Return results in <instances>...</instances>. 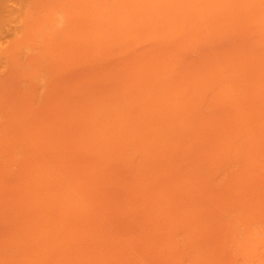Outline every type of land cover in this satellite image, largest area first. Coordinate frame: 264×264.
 Segmentation results:
<instances>
[{
    "label": "bare ground",
    "instance_id": "6f19581e",
    "mask_svg": "<svg viewBox=\"0 0 264 264\" xmlns=\"http://www.w3.org/2000/svg\"><path fill=\"white\" fill-rule=\"evenodd\" d=\"M243 18L247 22L249 21L250 24H251V19L252 18L254 19V20L252 19V23L254 22L253 24H255L256 26L255 25H252L251 27L248 26L249 22H248V25H246L247 27H249V29H252L251 31H254L256 28L259 27L261 29V32L262 31L264 32V0H0V85L2 86L0 91H1V93L4 92L3 88L7 85H9V87H11V88L13 86L14 87L18 86L21 88V89L18 88V90L24 89V90L20 91L21 92L20 97L24 98L26 95H28L29 100H30L31 95L34 97V96H36V93H38L37 95H39L43 89H44V91L46 89H48L46 87H49V86H46V85H47V83H50V81L47 82V78H48L49 74H51L50 71L56 70L58 68V66H60L59 68H61V66H62L61 64H65V61L67 62V60H69L71 62H78V65L80 63H81L80 65H82L83 62H84L83 64H85V62L88 63V61H91L93 59L95 60V59L101 58V57L102 58L106 57V56L108 57L109 55H111V53L116 54L115 51H117V54L118 53L120 54L121 52H125V50L127 52L131 49L134 50L135 48L140 47L139 44L142 43L141 45H145L144 44L145 42H151L154 40L156 43L158 41V44H160L161 48L163 49L162 51H165V50H167L166 48L169 47L168 45L170 42H171L170 43L171 47H173L171 44L177 45L178 38L181 37L182 35L183 36L187 35V37L184 36L187 39L184 40V39H182L183 37L181 38L184 41L183 45H185V43H187V42L189 44H192L194 41H198L197 40L198 39V37H197L198 33H200V35H204V36H202V39L200 38V41L203 40V38L206 39V37H207L206 41H209L208 44H210L212 42V40H214L215 36H217L219 34L220 30L222 29L219 27H223V30L225 31V28H228V26L231 24L230 22L233 21L234 24H231V25H235V26H232V27H234L233 29L237 28L239 30L242 28V27H240L241 26L240 23L242 21H243L242 22L243 24H247V22L244 23L245 20ZM249 18H250V20H249ZM237 19L240 22L239 24L237 23L238 22ZM241 19H243V20H241ZM235 20H237V21H235ZM255 20H256V22L258 21L259 25L255 23ZM226 22H227V24H226ZM228 22H229V25H228ZM222 23L224 26L225 25H227V26L224 27L223 25H221ZM217 24L219 27H217ZM243 24H242V26L245 29V30L244 29L243 30L245 32L248 31V29L246 30L247 27L244 26ZM238 25H240V26L237 27ZM190 26L193 27L192 28L193 30L195 29L198 32H196V31L194 32L193 30H191L194 34L191 33ZM187 27L189 29V30H187L188 33H187V31H185L186 30L185 28H187ZM229 27H231V26H229ZM259 28H258V30H260ZM216 29H218V30H216ZM212 31H213V33H212ZM214 31H215V34H214ZM224 31L222 33H224ZM251 31L249 30L248 33L249 32L252 33L253 38H255V40H257V39L259 40V38H256L259 35V37L262 36L260 39L261 43L264 42V37H263L264 34L263 33L260 36L261 32L259 31L260 32V34H259L257 32V29L254 32H251ZM254 33H255V35H254ZM189 34H190V36H189ZM209 34H211V36H208ZM192 35L196 36V38L193 37L194 38L193 42L192 41L190 42L188 39L192 40ZM212 35H214V37ZM233 35H235V34H233ZM188 36H189V38H188ZM254 36H256V37H254ZM211 37H213V39ZM218 37H219V35H218ZM253 38H251V39L253 41H255ZM200 41H198V44L202 43ZM161 42L164 43V45L161 44ZM257 42H259V41H257ZM257 42L256 41L253 42V43L257 44V45L255 44L257 49L259 46L260 47L264 46L263 43H262L263 45L261 44L262 45L261 46ZM182 43L183 42H181V44ZM253 43H251V45H248L249 44L248 43L246 45L247 48H248V46H250V48L252 46H254ZM148 44H150V43H148ZM181 44H180V47L182 49L179 48V49H181L180 50L181 52L180 51H174L175 53L177 52L176 54L173 52V54H175L174 56H172L173 54L170 55V53L168 54L170 56H168V55H167L168 57L166 56L169 59V61H168V59L163 60V61H161V63L157 67H155V68L153 67L150 69H149V67L144 68L143 65H142V68H140V66H139V68L141 70L140 72L142 74V77H140L138 74H136L139 70V69L136 70V67H138V66L135 65L136 67H134V66L130 67V69L132 68L131 71H129L130 76L134 72L135 75L133 74V76L135 78L133 76H131V77H133L135 80L133 78L128 79L129 82L126 80L129 84L126 81L122 82V83L119 81L122 85L123 84L125 85V83H126L128 87L123 88L124 86H122L120 83H118V87L122 86L121 88L119 87L120 93L117 91L118 92L117 94H120V95L117 96V94H116L117 98H115L116 97L115 96L112 99H109V100L115 99L113 102L110 101L109 102L110 104L102 101V99L101 100L96 99V101L98 100V104L95 105L94 102H96V101L93 100L94 102H91L92 103L91 105L94 104L93 107H91V109L93 108V110H91V109L87 110L86 111L87 113L85 112L86 114L83 113L82 111H81L82 113L79 112L80 117H78V118H80V120L83 118V120H81L83 122L79 123L81 121L79 119H76L75 125L77 124L78 126L71 124L68 127L69 129L67 127H65L66 124L64 126V122L67 120V118H65L66 116L63 117L65 119L64 122H62L63 124L62 123L59 124L61 126H64L65 129H63L64 127L63 128L61 127L58 129V123L60 121L61 116H63V115H61L62 113L60 114L61 115L60 118L58 120H54V121L53 120L51 121L50 119L48 120L47 118L43 119V120L41 119L39 122H35L33 120V118H34L33 116L36 113V108H38L36 106L42 100L41 96H43L44 91H42L43 93H41L39 95V97L36 96V97H38V99H37L38 102H37V100H36L37 103L34 102L36 104L35 106H33L31 103L36 98L35 97L33 98L31 96L33 98V101L30 102L32 100V98L30 101L28 100L30 102V104H29V102L27 103L29 105H27L25 103V105H27V106H25V107L22 106L23 108H21V106L18 107L19 105L18 106H16V105L14 106V104L12 105V103L9 101V99L7 101L6 98L4 99V97H2V96H4L3 93L2 94L0 93V124L1 125L3 124L6 126V131L4 132L5 134H0V141L3 140L4 142H6L5 145L2 147V149H0V173L3 172L2 173V175H3L4 172H6L5 176H7L6 180H8V182L5 180L4 182L0 183V184H2V185H0V193L4 190L3 188H5L6 186L7 187L5 188L4 192L6 191V194H8V192H9V194H8L9 196H7L9 198H7L5 196L6 198L3 199L1 202L2 205L3 204H6V205H3V206L0 205L1 206L0 209L4 210L6 212V210L9 209L7 207H10V213L14 209V212H12L13 214L11 213L12 216L10 214L11 219L9 218V216H6V213H3V217L1 219L3 221H0L1 224H2V222L4 224V222L7 221V219L5 218V216H6L9 218V220L5 224L8 223V225L9 226L11 225V227H12L10 230L11 234H8V235L4 234L7 237L2 235L1 236L2 239L0 238V264H81V263L82 264L83 263L84 264H87V263L91 264L94 262H95L94 264H97V263L99 264L100 262H101V264H108L109 261H110L109 264H114V262H115V264H118V263L125 264V262L128 263L130 261H131L130 264H132V263L136 264V263H140V262L142 264L143 263L146 264L147 263L146 261H148L150 264L151 263L156 264V262H154V261L158 257L160 259L161 256H162L163 260H161V261L156 260L157 263L168 264V262H169V264H170V260H171L170 258H172L171 255L173 256V254H174L173 258L175 260V254L177 253L175 250V249H177V247L173 245L172 239L174 240V244H175V243H177L178 238H180V236H181V239L183 237L185 238V239L184 238L182 239L183 243L186 240V236H187V238H188V236H190V237L192 236L191 237L192 240L190 239V237H189L190 240H188V239L187 240H188V242L189 241L192 242L193 246L191 244H188L187 240L185 241L186 245L194 247L193 249H191L192 250V251H190L191 254H189L190 256L188 257V258H190L189 260L191 261L192 264H208L209 262L211 264L212 263L211 261H213L212 259L217 257L219 255L218 253H220V252H218V249L216 247H218L219 249L224 248V247L227 248L224 250L222 249V251L227 250L229 253V250H230L229 254L231 256V257H228V253H227L228 259L226 258V254H225L224 259H222V256H220V257L218 256L219 257V263L217 261V264H224L226 261L225 259H227V261H229L231 264H264V213L261 212V210H262L261 207L264 205V201H263L264 200L263 199L264 198L263 197L264 196L263 195L264 190L262 191V189H263L262 187H261L262 189L259 188L261 190V192H260V190L258 189V191L261 193L260 194L257 190H254L255 188H252L253 189L252 191H254V192H252L250 189H247V188H249V187H247V186H249L248 182H250L252 180H253V182H255L254 183L255 187H260L264 184V180H263L264 179V177H263L264 172H263V174L261 173V171L264 169V71H263L264 61H263V64H261L262 63L261 61H260L261 63L255 62L256 64H253L254 63L253 62L250 64V62H252L251 59H253L252 57H254V59H256L255 57L257 56V59H258V56L260 55V54H257V52H259L258 50H257V52H252L255 50H252V48L250 50H246L247 48L245 46L244 48H241L243 50V53H241L242 50L239 52L238 51L239 49H236V52H235L234 51L235 49H233V53L234 52L237 53L234 56V54H232V50L228 48V50H227L228 52L227 51L224 52L225 55L222 54L220 59L218 60L220 62L221 58H222L223 62L226 60H230L228 62H231V63L235 60V62L232 63L233 66L231 64H230L231 66L229 65L230 69H228V71H226V72L223 71V70H226L228 68L226 64H225L226 66H224V67H227V68L225 69V68H222V66H221L222 64L219 65V63L217 61L216 67L221 66V67H218V69L222 68L223 70L220 69V71H217V70L213 69V70L209 71L208 74L206 73L207 75L206 74L204 75V76H206L205 78H204V76H202L203 78L202 77L200 78V77H197L200 74L199 72H201V73L204 72V69L201 66L202 70L201 69L200 70L195 69V70L199 71L198 75H194V74L191 75L190 74L191 77L187 80L186 76L188 74H187L186 70H188V69H186L187 67L185 65L188 62H185L186 61V59H185L186 55L184 56V54H187V52H185L186 49L183 50V47L181 46ZM193 44L198 45L197 42H195ZM234 44L235 43H233V45ZM132 45H133V48H130V47H132ZM135 45H137V47ZM134 46H135V48H134ZM164 46H167V47L164 48ZM260 47H259V50H261ZM175 48H177V46H175L174 49ZM234 48H236V46ZM263 48H262V52L264 51ZM244 49H245V51H244ZM140 50H141V48H140ZM118 51H120V52H118ZM246 51H250L249 56H252V57L249 58L247 56L248 57L247 58L246 55L248 53L244 54V53H246ZM194 52H195V50H194ZM180 53H183V54H180ZM238 53L243 54L244 56H240ZM254 53H256L257 55L255 56ZM140 54H142V53H140ZM151 54H153V53H151ZM191 54L192 53H190V55ZM226 54H228L229 56H227ZM262 54H264V52L261 53V56L264 57ZM128 55H129V52H128ZM178 55H179V58L184 56L182 62L176 61V59H177L176 57H178ZM180 55H182V56H180ZM171 56L173 57L174 60H171L172 59ZM237 56H239L242 59L238 60L239 57H237ZM261 56H259V58ZM244 57H246L247 59L246 58L244 59ZM148 58H150V57H148ZM184 59H185V61H184ZM154 60H155V58L153 59L154 63L151 62V64L153 63V65H155V63H156L155 62L156 60L155 61ZM62 61H64V63H62ZM122 61H124V60H122ZM222 61H221V63H222ZM256 61H258V60H256ZM170 62L173 65H176V64L177 65L173 66ZM134 63H136V62H134ZM183 63L184 64L186 63V64L184 65ZM224 63H226V62H224ZM73 64H75V63H73ZM252 64H253L254 70H255L254 67L260 68V66H262L260 70H262L263 72L257 69V72L260 73V74H258L256 72V70L254 71L253 69H251ZM213 65L215 66V63H212L211 66H213ZM254 65H256V66H254ZM177 66H179L178 69H176ZM180 66L183 69H186L185 71H183V69H182L183 73L181 72V74L182 75L184 74L185 78L183 76H181L183 78H182V81L180 78V82H184L183 80L186 79L185 80L186 83H184V85H182L183 83L180 84V82H179L181 87L179 85L180 89H177L178 85H176L175 83L172 82L173 85L172 86L170 85V84H172L170 82V78H171L170 75L175 80L174 75L175 74L177 75L179 70L181 71ZM208 66H209V64H208ZM53 67H55L56 69ZM113 67H115V66H113ZM173 67H175V69ZM105 68L108 69L107 67H105ZM204 68L207 70L208 67L204 66ZM73 69H74V67H73ZM111 69L112 68H110V70ZM120 69H122V68H120ZM128 69H129V67L124 70V71H126V74L129 73ZM133 69H135L136 71ZM145 69L148 70L147 71L148 77H146L145 73H147V72L144 71ZM103 71H105V70H103ZM143 71L145 73H143ZM174 71H177V72L174 73ZM60 72H59V75H60ZM172 72H173V74H172ZM9 73H11V74H9ZM253 73L255 74V76L257 74V75H260L261 77L262 76L263 77L259 78V79H255L256 78L255 76L252 77ZM12 74H14V77ZM195 74H197V73H195ZM9 75H11V76H9ZM117 76H118V74H117ZM10 77H13V78L20 77L19 82H18L19 84H16V82L14 83L13 79L11 80ZM70 78H72V77H70ZM173 78H171L172 79L171 81H173ZM122 79H123V77H122ZM131 79H133L134 81ZM151 79H153V80H151ZM9 80H11L12 83H14V85H12L11 81H9ZM16 80L17 79H15V81ZM113 80H115V79H113ZM130 83H131V85H130ZM10 84H11V86H10ZM48 85H50V84H48ZM106 85H108V82ZM182 86H184V87H182ZM76 87L77 86H75V88ZM146 87H149L147 89H148L149 94H151V95H149L148 92L145 91V90H147ZM169 87L170 88L174 87V88L169 89ZM175 87L177 90L175 89ZM141 88L143 91H145V93L140 92V94L143 93L145 95L147 92V94H148V95L146 94L147 96L139 95L137 90L139 91V90H141ZM121 89H123V90H121ZM151 89H153L154 91H152ZM161 89L166 90L167 94H165L166 92L164 90L162 92L165 95L160 96L157 94H153L155 92L159 93V91ZM150 90L153 93H150ZM22 92H24L25 94L27 93V94L23 97ZM159 94H161V93H159ZM47 95H49V94H47ZM110 95H111V93H110ZM6 97H8V96H6ZM47 97H49V96H47ZM15 98H16V96H15ZM15 101H16V99H15ZM85 101H86V99H85ZM101 101H102V103H101ZM64 102H63V104H64ZM222 104H226L229 106L231 105V108H230L231 110H229V111H231V112L233 110H235V111H233V113H230L227 111L228 110L227 109L226 110L227 113H222V114L227 115V117L225 115H221L222 120H220L221 121L220 123L223 124V125H221L222 128H220L221 134H219L217 129H216V131L218 134H215V135L211 134V131H209V133L211 135H213V136L210 135V137L211 138L214 137V139H211V138H206V135L204 133L205 131H203V133H204L203 138H206L205 139L206 141L204 139H202L203 140L202 141L201 140L202 136L199 134V131L202 128H205V130L207 128V127H204V126H206L205 125L206 121L209 120L208 119L205 121L207 114H209L207 112H210L211 115H213L217 111L219 114L220 110H218V108L215 110V108L222 105ZM30 105H32V106H30ZM216 105H218V106H216ZM48 106H50V105H48ZM94 106H96V107L94 108ZM232 106L234 108L233 110H232ZM77 107H79V105ZM211 107H214V108H212L215 110V111L213 110L214 112L211 111L212 109L211 110L207 109V108H211ZM43 110H44V108H43ZM88 111H89V113H88ZM82 114H83V117L81 118ZM209 115H208V117H209ZM52 118H54V116ZM63 118H62V120H63ZM77 120H79V122ZM57 121H58V123H57ZM73 127L76 128V131H75V128L73 131ZM66 128H67V130H69L68 134H67ZM70 128H71V130H70ZM77 128H79V129H77ZM226 128H228V129H226ZM224 129H225V131L229 132V135H226L227 137L225 136L224 133L222 135V132L224 131ZM64 130H66V131H64ZM210 130H211V127H210ZM212 130L216 133L215 127ZM2 131H3V129H2ZM60 131L62 132V134L60 133ZM63 131H64V133H63ZM72 131L74 132V134L73 133L69 134ZM65 132H66V134H65ZM75 132H77L78 135H76ZM59 134H60V136L63 135L62 139L64 136H66L67 139H70V138L74 139L73 136L76 135L75 140H77V142H75V143L78 145L75 146L76 144H74V146H73V144H71L72 142H74L73 139L71 141L68 140V142L66 141L67 139L66 140L64 139V140H62V142H64V141H66V142L63 143V144H65L63 146L59 142V140L61 141V137L59 136ZM69 135H71V137ZM79 135H80V137H78ZM57 136H59L60 138ZM68 136H69V138H68ZM224 136L226 138H224ZM207 141L209 143L211 141V143H210L211 145H209V143ZM58 142H59V145H62L66 149L64 148V150H62L63 147L61 149L60 148L61 146L58 145ZM69 142H71V143H69ZM191 142L194 144H195V142L196 143L198 142V145L201 146L200 147V146L196 145L199 147V148L198 147H196V148L199 150L201 148V151L204 152V153L202 152V154L204 156V161L207 159L206 157H209L208 158L209 161H210V158L211 159L213 158L212 159L213 161L212 160L211 161H212V163L215 162L214 165L211 164V161H210L209 165H208V163H209L208 160L205 162V164L207 163L208 168H211V169H208V168H206V165H205V168L208 169L210 173L213 172V175L215 174L214 173L215 171H216V173L218 171L221 172V174L223 173L222 175H224L223 178L225 180V183L222 182L223 185L221 184V181L218 183L219 186L223 188V191H225L224 187L229 183L231 185H233L234 187H236V189H235L232 186L233 193L231 191V195L227 194L228 197L230 196V200L232 202L234 201L232 203V205L235 204L234 210H231V211L225 210L224 209L225 206L223 207L221 204H219V206L221 205L223 207V208L219 207V208H221L222 211L220 210V211H216L215 214L214 213L209 214V212L206 211L209 209V207H207V205H204V203H202V202H203V200L209 201L210 202L209 205L212 208L211 204H215V203L218 204V201L213 200L214 195H213V197L210 196L211 193L208 194L209 196L206 195L208 192L206 191L205 188L204 189L202 188L203 190H200L201 192L199 191L198 194L203 195L202 193H205V195H203V199L201 196V200H200V197H198V198L196 197L197 196V195H195L196 193L190 194L191 192L189 193L186 191L187 190L186 185L188 183V180H192L195 177L194 171L196 170V168L194 170L193 166H188L185 175H187V174H189V175L183 176L184 178H182V181L184 183L182 184V181L181 182L179 181V183H181L182 186L179 184V186H177V188L175 190L174 189L170 190L171 188L169 189L167 187V185H164V183L165 184L168 183L166 181V179H168V175H165V174H169L168 173L169 170H167V161L165 162L163 160L164 163L166 164V165H163L162 159L164 158L166 160H170L169 156L173 157V155H169L170 152H171V154L172 153L174 154V152L176 153L174 155V157L176 155H178L176 157H179L181 154H185V153H183L184 150L186 152V150H188L190 147L192 148L195 146V145L192 146ZM203 142L205 143L206 148L203 147V146H205V145H203L204 144ZM56 143H57V147L60 148L59 150H57L58 148L56 147ZM201 143H203V144H201ZM208 145L210 147L207 148ZM67 146H70V147H67ZM188 146H190V147L188 148ZM74 147H76V148L74 149ZM67 148H70V149H67ZM71 148H73V149L71 150ZM203 148H205L204 149L205 151L203 150ZM61 150L63 151V153H65L62 156L60 155V154H62ZM65 150H66V152H65ZM67 150H68V152L70 150V153H68ZM73 151H74V153H77V154L74 155ZM188 151H187V153H188ZM177 152H178V154H177ZM191 152H193V151H191ZM78 153L81 155H79ZM89 153L91 155H93V157ZM68 154H69V157H71V154H72V156L74 155L71 158V160H70V158H68L69 160H67L66 157H68ZM83 154H85V156ZM202 154L200 156H202ZM89 155L91 156V159L93 160L94 165L92 163V160H90ZM75 156H77V157H75ZM79 156H80V158H78ZM167 156H168V159H167ZM198 156H199V154H198ZM134 157H136L138 161L136 160V158L134 161ZM83 158H85L86 160ZM128 158H130V159L127 162L125 161V163H124L123 161L128 159ZM75 159H77L79 161L83 159V161H81V163L79 164V161H75ZM122 159H124V160L122 161ZM114 160L116 162H118V161H122V162L121 163L118 162L119 163L118 164V163H115ZM130 160L131 161L133 160V162H132L133 165L130 164V162H131ZM159 160H161V161H159ZM84 161H85V163H84ZM107 161H108V163H107ZM111 161L113 164L111 163ZM188 161H189L190 165H193L195 160L193 161V159H191V161L190 160H188ZM136 162H138L139 164L138 163L136 164ZM155 162H159V164L161 166ZM24 163H26V164H24ZM70 163L75 168H73V166H72L73 169H71L70 168L71 165H69ZM153 163H155V164H153ZM19 164H22L21 165L22 168L19 166ZM77 164H79V165L84 164V165H81V167L82 168L84 167L86 169L89 168L90 166H92V167L87 169L88 170L87 171L86 169L85 170L81 169V167ZM116 164L121 165V166H118ZM134 164H136V165H134ZM140 164H141V167H140ZM17 165H18L19 170L14 169ZM152 165H154V166L152 167ZM156 165L158 167H156ZM211 165L213 166L214 169L212 168ZM100 166H103L102 168L105 167L104 168L105 170L102 169ZM106 166L109 168H107ZM112 166L114 169L117 166V168L125 167L126 171L129 170L127 173H129L130 176H129V178H127V180H129V181L131 180L130 183L127 182V180L125 179L126 178L125 176H123V179L121 181L122 183L119 182V180L115 181V182H113L114 181L113 179H112L113 181L110 180L111 178H110L109 169H111ZM159 166H160V168H159ZM162 166H163V168L166 167L165 170H167V171L163 172L164 169H161ZM209 166H211V167H209ZM133 167L134 168L137 167V169L139 168L138 171H137V169H134ZM189 167H192L193 169L189 168ZM78 168H79V170L83 171L82 174L80 173V171H78V174L76 173ZM95 169H97V170L95 171ZM154 169H155V171H153ZM156 169H158V170L160 169L161 171L160 170L158 171ZM189 169H190V171H189ZM14 170L15 171L17 170L16 174H14L15 173ZM20 170H21V173H20ZM134 170H136V171H134ZM208 170H206L207 171L206 172V178H211L210 181H214L211 183L212 184L214 183L215 189L213 191H215L214 193H216L217 192L216 190L218 188V187H216V186H218L216 183L219 180H223L221 177L222 175L220 173H217L216 177H218V178L221 177V179L216 178L217 180L215 179V176H213L214 179H213V177H209L211 174L207 177V175L209 174ZM67 171H68V173H67ZM72 171H73V173H72ZM132 171H134L133 172L134 175L133 174L131 175ZM157 171H158V173H157ZM86 172L89 175L85 174ZM137 172H139V174ZM159 172H160V174H159ZM190 172L191 173L193 172L192 176H194V177H192V179H188L191 177ZM8 174H9V176H10V174H13V175H11L12 177L10 176L11 182L9 180L10 178H8ZM66 174H68L69 177ZM84 174H85V178H84ZM114 174H116V173H114ZM152 174L155 175V177L157 179H159L158 182H156V183H158V185L161 184L160 181H162V183H163L162 185L164 186L162 188H165V187L168 188V189L165 188L163 190L166 191L165 193H166V195L168 194L167 195L168 198L170 197L169 201L170 200L171 201L168 202L167 197L162 194L164 196V198H163L164 201H165V197H166L165 204H166V202L168 204L169 203L173 204L175 201L177 202V203L175 202L176 204L175 203H174V205L169 204V206H168V204H166V206H165V204H163L164 201L162 202V200H161L162 197L159 194L155 195L154 191L153 192L151 191L152 193L151 192L148 193L147 189H146L147 191H145V188H147V186H148V189L150 188L149 191L151 189L153 190V188H154L153 186L151 187V185L150 186L147 185V183L151 184L153 180H157L156 178H153L154 176ZM156 174L158 176H156ZM78 175H79V177H78ZM106 175L109 177V179ZM170 175H171V173H170ZM91 176L94 177L93 179H94V181L96 180L97 184L93 182V179ZM121 176L122 175H120V177ZM139 176H140V178H139ZM159 176H161V177H159ZM149 177L153 178V180L149 181V180H151ZM196 177H199L198 179H200V176L196 175ZM203 177H205V176H203ZM203 177L201 176V179ZM88 178L90 180L92 179L91 180L92 184ZM137 178H139V179H137ZM160 178H161V180H160ZM186 178H187V180H185ZM85 179H87V180H85ZM163 179L165 180V182H163L164 181ZM261 179H262V182H261ZM103 180H104V182H105V180L107 182V183H105V185L107 184L106 187L103 186L104 185ZM109 180H110V183L113 184L112 187L108 183ZM134 180H136V183L139 182L140 184L137 183V186H136L135 185L136 183H133L134 187H133V185H129V184H132L131 182H135ZM147 180H148V182H147ZM259 180H260V183H262V184L259 183ZM78 181H79V183H78ZM88 181H89V183H86ZM100 181H102V182H100ZM123 181L126 182V185H124L125 183L123 184ZM171 181H172V179H171ZM82 182H85V183H82ZM118 182L121 183L122 185L120 184V186H118L119 185ZM201 182L203 183V181H201ZM5 183H6V186L4 187ZM73 183H75V184H73ZM98 183H99V185H98ZM142 183L143 184L145 183V185H143ZM100 184H101V186H100ZM115 184L117 187H119V189L124 188L123 190H125L126 192L128 190L130 191V189H131V191L135 190L137 192L135 199L133 198V199L129 200L127 198L129 201H127L126 204L125 203L121 204V207H120V205L119 206L116 205L117 202H116L115 206L111 205V203L109 201L110 197L108 198L107 196H103V194H104L103 192L105 191V188L107 190V191H105V193H106V192H108V190L112 189L113 187H116ZM249 184L251 185L252 183L250 182ZM256 184H257V186H256ZM259 184H260V186H259ZM89 185L91 188L90 187L88 188ZM97 185H98V187H96ZM108 185H110V186H108ZM123 185L125 187H121ZM141 185L143 187L145 186L144 190H142L143 187H141ZM169 185L171 187V184H169ZM1 186H3V188H1ZM86 186H87V188H86ZM99 186L104 187V188L100 189ZM193 186L195 187V185H193ZM66 187L68 189H66ZM92 187H93V189H92ZM117 187H116V189H117ZM137 187H140V188H137ZM230 187L228 189V192L231 190ZM81 188H82L83 192L80 193V196H82V197L86 196L85 198L83 197V200H82V197H81V199L79 198V200L80 201L82 200V202L78 201L79 192L81 191V190L79 191V189H81ZM98 188L102 193L99 192ZM125 188H127V189L130 188V189L127 190ZM158 188H160V186H158ZM162 188H160V189H162ZM181 188H182V190H181ZM71 189H72V191H71ZM90 189L92 190V192ZM184 189H186V190H184ZM198 189H200V188H198ZM10 190H11V192H10ZM15 190H18V191H15ZM102 190H104V191H102ZM167 190H169V192H167ZM237 190L239 191V193H237L238 192ZM19 191L21 192L22 195H20ZM70 191L74 192V193L71 194ZM95 191H96V193H95ZM157 191L159 192L160 190L157 189ZM176 191H179V192H176ZM221 191H222V189H221ZM221 191H219L220 195H221ZM234 191H237V192H234ZM240 191H241V193H240ZM4 192H2V193H4ZM13 192H15V193H13ZM138 192H140V193H138ZM170 192H171V194L169 195ZM174 192L176 194H174ZM93 193L96 195L94 196ZM99 193L102 194L103 200L108 198V202H109L110 207L107 203V200L106 201L104 200L105 202H102L103 200H102V197ZM150 193L152 194L153 197L148 196V195H150ZM178 193H183L182 197H181V194H178ZM187 193H189V194L187 195ZM234 193H237L239 196H235ZM74 194H75V196H77L76 202H78L79 206L76 204L73 205L74 201H72L71 199L76 198L74 196ZM173 194L175 196V198L173 196L175 201L171 197V195H173ZM251 194H253V196ZM89 195H91V197ZM97 195H98V197H97ZM99 195H100V197H99ZM128 195H130V194H128ZM145 195L150 200L152 198L153 201L152 200L150 201L148 199L144 200L146 198ZM186 195L188 197H186ZM233 195L236 198L239 197V199L237 198L238 201L234 200L236 198L233 197ZM258 195H263V196H261V197H263V198H261L263 200H260V196H258ZM72 196H74V197H72ZM140 196L142 197L144 203L145 202H147V203L144 204L143 201H140V203H139L138 200H139ZM215 196H216V194H215ZM15 197H16V199H15ZM191 197L192 198L194 197L197 201L193 198L194 201L192 202ZM216 197H214V198H216ZM255 197H259V199H257V200L262 201L261 203H259L260 205L256 201ZM66 198H67V200H66ZM136 198H138V200H136ZM211 198H212V200H211ZM6 199L8 202H10L9 199L12 200L13 201L12 203L13 204L15 203L16 205H17L16 202H18V206H16L14 204L15 205V207H14L13 204H10L11 202L10 203L7 202L8 203L7 204L5 202ZM86 199H88L90 202H91V199H93L92 200L93 203L99 201V199H100V201L102 203H104V205H105V203H107L106 207L102 206L103 208L101 207V209H99V212L103 211V214L105 212V209H106V212L108 213V211L112 210L111 206H113V209L116 210L115 211L116 214L118 212L119 213L123 212V214L126 213V215L127 214L132 215V212L135 211V209H137L138 206L144 205V208H146L145 212L147 214L145 213L144 214L145 217L141 218L143 225H145V223L147 224V221L149 220L148 221L149 223L147 224L148 227L147 228L145 227V229H147V230L142 229L143 233L140 234V235H142L141 241H144V242L143 243L137 242L135 244V242L134 243L132 242V234L129 236L131 238L128 239V237H127L126 240L122 239L120 234H119L117 236L118 238L116 240L120 244L123 242H126L127 243L126 246L123 243L125 247H127L128 245L129 246L131 245L130 252L126 251L127 250L126 248H125L126 250L123 248L124 252L129 253L128 255H127V253H123L122 249H121L122 253L120 252L121 254L119 253L118 250H117L118 252H116L115 248H116L117 244H116L115 248L110 247V244H108V246L105 244L106 248L104 247V249H102L101 247H103L102 246L103 244H102V242H99V240L103 241L105 238H107V235H110L112 233L108 234L107 231H108L109 226H107L108 222L105 223V221H103L101 223V225H103L102 227H101V225H99V228L101 227L100 228L101 231L104 228L105 232H104V230L102 232L99 230V232H101V233H99V232L97 233V231H98L97 227L98 226L95 224V226H97V227H95L93 225V222H92V226H94L93 228L95 231L92 229V226L89 228H84L85 225H83V224H86L87 222L90 223V221H92V220H89V219H92V217L94 216L93 219L95 220L96 216H98V214H100L98 211H95L94 208H92L94 210V212L91 209L93 213L87 212L88 210H86V209L90 208L92 206V204H89L90 202L87 201ZM94 199H95V202H94ZM216 199L218 200V198H216ZM63 200H64V202H63ZM84 201H85V203H84ZM134 201H136V203H134ZM179 201H181L180 204H179ZM151 202H152V204L149 206L148 204ZM200 202L202 203L201 205H199ZM255 202L257 203V205H259L258 207H260L261 209L258 207L256 208ZM71 203H72L73 209H74V206H76L78 208L77 209L75 207V209L77 211L75 209L73 210L71 208ZM129 203L131 204L132 207L130 206ZM191 203H193V204H191ZM223 203H225V202H223ZM136 204H137V206H136ZM194 204L195 205L198 204V205L195 206ZM229 204H231V202ZM12 205H13V207H12ZM145 205L150 207L149 210ZM81 206L84 208V210ZM86 206H87V208H85ZM117 206H118V208H117ZM129 206L131 209L129 208ZM157 206H158V208H157ZM159 206H161V207H159ZM167 206H168V208H167ZM170 206H172V207L174 206L173 210H170L171 212L169 211ZM190 206H193V207L190 208ZM197 206H201L202 208L199 207L200 209L198 210ZM203 206H206V208ZM4 207L6 208V210ZM17 207L19 209H17V211H16L15 209ZM80 207L82 209H80ZM123 207L126 210L120 209ZM133 207L135 209H133ZM163 207H165L167 209H165ZM79 209H80V211H79ZM178 209H179V211H178ZM201 209H204V211H202ZM1 210H0V212H1ZM129 210L132 212H129ZM173 211H174V213H172ZM199 211L202 212L201 215H200V213H197ZM224 211H225V213L223 214ZM73 212H74V216L72 215ZM75 212H77V213H75ZM115 212L113 210V213H115ZM162 212H164L166 214L163 215L164 213H162ZM175 212H176V214H175ZM182 212H183V214H184V212L186 213L185 217H184V215H183L184 218L182 217L184 220L186 219L185 220L186 223L184 221H181L183 219L179 218L180 216H182V214H180ZM218 212L219 213L221 212L222 215L218 214ZM78 213H80V214H78ZM90 213L92 214V216L89 215ZM167 213H169L171 216ZM206 213L209 214V217H208V215L205 216ZM82 214H84V216ZM146 215H147V217L148 216L149 217L147 218ZM154 215H155V218H154ZM177 215H178V218H177ZM79 216H81V217H79ZM151 216H153V217H151ZM157 216L160 217L159 220H158ZM197 216H201V217L197 218ZM222 216H224V217H222ZM164 217H166V218H164ZM171 217L172 218L174 217V218L171 219ZM175 217L177 219H180V220H176ZM203 217L206 219V222H205V219ZM196 218L198 219V221ZM200 218H202V219H200ZM211 218H213V219H211ZM75 219L77 220V222L79 221L78 224L76 223ZM97 219H99V218H97ZM130 219H131V216H130ZM151 219H153V220H151ZM165 219H167V221L175 220V221L169 222V223H172V222L174 223L172 225L173 228H171V225L167 221L165 223ZM219 219L222 221H220L219 223L217 222L218 225L220 223H222V224H220L218 226L216 223H214V221L216 222V220H219ZM12 220L15 223H12L13 222ZM83 220H85V221H83ZM150 220H151V222H150ZM9 221H11V222H9ZM68 221H71V222L73 221V222L68 223ZM152 221L153 222L155 221V224ZM180 221H181V223H180ZM192 221H194V222H192ZM81 222L83 225L82 226L83 229H85V230L90 229L91 231L89 230L90 231L89 232L88 230H86V231L84 230V231H82L83 233L81 232L82 233V235H81V233H79V232L82 230V228H80V230H79L78 227L77 228L72 227L74 224L79 225ZM136 222H137V225L144 227L142 225V222L141 223H139L138 221H136ZM182 222L185 223L186 225L188 224L187 225L188 227H186ZM198 222H200V223L198 224ZM152 223H153V225H152ZM164 223H165V226L167 225L166 227L169 228L168 230L166 228V230L168 231L166 236L164 235V230H165V227L163 226ZM202 223L203 224L205 223V225H207V226H203ZM212 223H214V226H212L213 225ZM223 223H225V225H226V226L224 225L225 226L224 230H223L224 226H222ZM194 224H195V226L198 225L199 228L197 226H196V228L199 229V233H201V234H198V232H196V233H193L191 235H186V233L189 231L187 229L191 230L192 227L194 228ZM16 225L18 227H16ZM150 225H151V227H153V229H151ZM161 225H162L163 229L161 228ZM177 225H179V228ZM208 225H211L212 227L210 226L208 229L207 228ZM68 226L71 227L72 230L69 229ZM86 227H88V225ZM155 227H157L156 229L158 231L159 230L161 231V229H162L163 232L162 231L158 232L157 230H155ZM214 227H216V229L218 228L220 230L217 233H221V235L218 234V236H216L217 234H215V238H214L213 237L214 234H213L212 237L215 240L217 237L219 239H217L216 243H215V240L214 241L212 240L213 241V243H212V241H211L212 237L208 236V238H210V239L209 240L207 239L208 240L207 242L210 241L211 244L204 242V240H202L204 238V234H207L206 232L208 230H211V228H214ZM219 227H221L223 231ZM17 228H20L19 231H17L18 230ZM105 228H107V229H105ZM200 228H201V231H200ZM171 229H172L173 233H172ZM179 229L182 230L183 234ZM198 229H197V231H198ZM203 229H204V231L205 230H207V231H205V233H204ZM153 230H155V231H153ZM174 230H179V233L181 232L183 237L181 234H179V237H178L177 233H174ZM72 231H74V232L79 231L76 233L77 237L73 236V235H75V233H72ZM148 231L150 234L148 233ZM170 231H171L172 235H170V233H169ZM93 232H95L97 235ZM103 232H104V234H103ZM139 232H141V230H139ZM69 233L70 234L72 233V235H69ZM151 233L155 234L156 236L152 235ZM84 234H86V235H84ZM98 234H100V235H98ZM102 234H103V236H102ZM162 234L164 236H162ZM173 234L176 235V239H175V235H173ZM196 234H197V236L201 235L202 239H200V236L197 239V236H194ZM104 235H106V236H104ZM127 235H129V234H127ZM96 236H97V238H96ZM98 236H100V237H98ZM172 236L174 238H172ZM138 237H141V236H137V238ZM152 237H154L153 239H156V238L157 239L155 241H153ZM158 237H160L161 240ZM70 238H71V240H73V242L70 240ZM143 238H144V240H143ZM162 238H163L164 242H161V241H163ZM68 239L70 241H68ZM95 239H97V240H95ZM147 239H148V241H147ZM77 240H80V242ZM120 240H123V242ZM129 240H131V241H129ZM134 240H135V238H134ZM166 240H167V243H166ZM182 240H180V241L182 242ZM64 241H66V242H64ZM82 241H83V243H82ZM113 241L114 240H112V242ZM156 241H159V242H156ZM193 241H194V243H193ZM67 242H69L70 246H72V245L74 246V247L73 246L70 247L71 250L68 247L69 245L67 246V244H68ZM96 242H97V245H96ZM115 242L116 241H114L113 243H115ZM154 242L158 243V245H159L158 248H157V244H155ZM160 242L163 244L160 245ZM65 243H67L66 246L69 249L66 247H65L66 249H64ZM77 243L78 244L80 243L79 245L83 249L82 248L80 249V247ZM99 243H101L102 245H100ZM141 243H142V245H141ZM164 243L167 245H165ZM85 244H87V245H85ZM93 244H95V246H93ZM212 244H214V247L212 246ZM219 244H222V245L219 246ZM98 245H99V249H96V251L98 253H97V255H95L96 251L94 253H92V251L95 248H97ZM133 245H135L134 246L135 248L133 247ZM140 245H141V247H140ZM175 245H177V244H175ZM210 245L212 246V248H214L213 250L216 249L215 251H212V249H209L212 251V254H215V255H211V254L207 253L206 248L207 247L211 248ZM84 246H86V247L88 246V248H84ZM148 246L151 248L149 250L151 251V253L153 252V254H151L149 252ZM154 246H155V248H154ZM221 246H223V247H221ZM107 247L108 248L110 247L109 250ZM145 247H146V249H145ZM113 248L115 251L112 250ZM140 248H143V249H141V251H139ZM162 248H169V250H171V251H169L167 249L168 253L165 252L166 251L165 250L164 251L165 253L163 252L162 254L161 253L159 254L158 251ZM77 249L78 250L80 249L82 251L79 250V252H78ZM84 249H85V251H84ZM106 249L109 251V253H110V250L118 253L117 257H115L116 254H114V252H113V254L115 256H113V258L107 259L106 255L108 254V252L107 253L105 252V251H107ZM128 249H129V247H128ZM142 250L145 253L144 256H143ZM173 250H175V251H173ZM135 251L138 253L142 252L139 254H141L143 257H141V255H140V256H138L139 257V259H138V257L135 256L136 255ZM211 251H209V252L211 253ZM87 252H89V253H87ZM99 252H101L102 254L101 253L99 254ZM154 252H156V254ZM188 252H189V250H188ZM226 252H224V253H226ZM185 253H187V252H185ZM199 253L201 256H204L205 253H206V255H209V256L205 255L206 258L202 257L203 258L202 259V258H200L201 256L199 255ZM75 254H76V257L74 256ZM81 254H83V255H81ZM103 254L104 255L106 254L105 255L106 257ZM122 254L125 256L119 257ZM176 255H179V252ZM73 256L75 257V259ZM163 256H165V259ZM198 256H200V257H198ZM71 257H73V259ZM80 257H83V258H80ZM89 257H91V258L86 259ZM97 257L100 260V261L98 260L99 262L97 261ZM101 257L103 259H101ZM136 257H137V259L135 260V262H133V260H131V259L132 258L135 259ZM140 257H141V259H140ZM166 257H169V258H167L168 260H166ZM177 257H179V256H177ZM210 257L211 258L213 257V258L211 259ZM76 258H79L80 261H78L79 259L77 260ZM142 258H143V261H142ZM180 258L183 259L181 257V255H180ZM180 258H179V261L181 260ZM217 258H216V260H217ZM83 259H85L86 262ZM94 259H96L97 262ZM150 259H151V262H150ZM152 259H153V261H152ZM72 260H74V261L72 262ZM107 260H108V262H107ZM116 260H118V261H116ZM127 260H129V261H127ZM138 260H139V262H138ZM186 260H188V259H186ZM189 260L187 261V264L190 262ZM216 260H214V262ZM221 260H223V261H221ZM91 261H93V262H91ZM104 261H105V263H104ZM162 261H163V263H162ZM171 261L173 262V260H171ZM182 261H180V263H182ZM220 261H221V263H220ZM172 262H171V264H172ZM184 262H186V261L184 260L182 264H186ZM222 262H224V263H222ZM177 263L178 262L176 260L174 262V264H177Z\"/></svg>",
    "mask_w": 264,
    "mask_h": 264
},
{
    "label": "rangeland",
    "instance_id": "374dc122",
    "mask_svg": "<svg viewBox=\"0 0 264 264\" xmlns=\"http://www.w3.org/2000/svg\"><path fill=\"white\" fill-rule=\"evenodd\" d=\"M243 19H244V18H243ZM243 19H241V20H243ZM252 19H253V18H252ZM252 19H251V24H250V22L248 21V22H249V25H248V22H247L245 19H244V20H245L244 23L247 22V24H243V23H242L243 21L240 23L239 20L237 19V20H238L237 23H238V24H239V23L241 24V26L238 25L237 27H239V26L242 27V28L239 29V30H238L236 27H235L236 29H233L234 27H232V26H235V25H231V24H234L233 21L230 22V23H231L230 25H229V22H228V25L231 26L232 28L228 26V28H225V31L223 30V27H219L218 24H217V27L222 28V29H221V30L219 29V30H220V32L218 31V32H219V34H218L219 37H218V35L215 36L214 40H212V42H211L212 44H211V43L208 44L209 41H206V40H207V37H206V39L203 38V40L200 41V38L202 39V36H204V35H200V33H198V35H197L198 39H197V40L200 41V42H202V43L199 42L200 44H198V41H194V42H193V40H194L193 37L196 38V36H193V35H192V40H191V39H188L190 42H191V41H192L193 43L197 42L198 45H195V44H193V43H192V44H193V45H192V44H189L188 42H187L188 44L185 43L186 46L183 45V44H184V41H183L182 39H184V40L187 39V38L184 37V36L187 37V35H184V36L182 35L181 37L178 38L177 45L174 43L175 45L171 44V45L173 46V47H171V46H170V43H171V42H170L169 45H168V46H169L168 48H166L167 46H164V48L167 49V50H165V51H162L163 49L161 48V45L158 44V41H157V43H156L155 40H154V41H151V42H145V43H144L145 45H141V44H142V43H141V44H139L140 47H138V48H135V46L137 47V45H135V46H134V48H135L134 50L131 49V50L128 51V52H129V55H128V52H127L126 50H125V52H121L120 54H119V53L117 54V51H115L116 54L111 53V55H109L108 57L106 56L107 58H106V57H103V58L101 57V58H97V59H95V60L93 59V60H91V61H88V63L85 62V64H83V63H84V62H83V63H82L83 66L80 65L81 63L78 65V62H71V61H69V60H67V62H66V61L64 60V61H65V64H61V65H62V66H61L62 69L59 68L60 66H58V68H59L60 70H59L58 68L56 69L55 67H53V68H55L56 70H52V71H50L51 74H49V76H48V78H47V82L50 81V83H47V82H46V83H47L46 86H49L50 88H49V87H46V88H48L49 90L45 88V89L47 90V91L45 90L46 92L44 91V89L42 90V91H44V93H43L42 91L40 92V94L43 93V96H41L42 98L40 97L42 100L38 103L39 106H38V105L36 106V107H38V108H36V113H35V115L33 116V117H34L33 120H34L35 122H39L41 119L43 120V119H46V118H47L48 120L50 119L51 121H52V120L54 121V120H58V119L60 118V116L63 115V116H61L60 121L62 120V118H63L64 116H66L65 118H67V120L64 122L65 119L63 118V120H62L61 122L59 121V123H58V121H57V123H58V129L61 128V127L63 128V127L65 126V124H66L65 127H67V128H68L69 125H71V124H72V125H75V121H76V119H79V120H80V118H78V117H80L79 114L82 113V112L85 113L87 110H90L91 107H93L94 104L91 105V104H92L91 102H94L93 100L96 101V99H99V100L102 99V101H104V102H106V103H109L110 101L113 102L115 99H113V100H109V99H112L113 97H115L116 94H117L118 92L120 93V88H121L122 86H124L123 88L128 87L126 83H125L126 86H125L124 84L122 85L121 83H122V82H125L126 80L128 81V79L134 77V76H133V74H134L133 71H132L133 74L131 75V76H133V77L130 76V72H129V71H131V69H132V68L130 69V67H133V66L136 67V66H138V67H136V70H138V69H139V70H138L137 73H136V72H135V73L138 74L140 77H142V74H141V72H140V71H141L140 68H142V65H143L144 68H148V67H149V69H150V68H153V67H154V68L157 67V66L161 63V61L168 59L167 57L170 56V55H172L174 51H180V50L182 49V48L180 47L181 42H183V43L181 44V46L183 47V50L186 49L185 52H187V54H184V56L186 55V56H185L186 61H185V59H184V61H185V62H188V63H187V64L185 63L186 65H185L184 63H183V64L187 67V68H186V67H185V68L188 69V70L183 69V68L180 66V67H181V71L179 70V72L177 73V75H176V74L174 75V76H175V80H174V78L170 75V77L173 78V81H171L172 79L170 78V82H171V83L173 82V83H175L176 85H178V88H177V89H180V88H179V85H180L181 83H183L182 85H184V83H186L185 80H186V79L188 80V79L191 77L192 74H194V75H198V72H199V71H197V70H200L202 67H203V69H204V72H202V73L199 72L200 74H199L197 77H200V78H201L202 76H204L206 73L208 74L209 71H211V70H213V69H214V70H217V71H220V69H222V68H225V69H226V68L228 67L226 70H223V69H222L224 72H226V71H228V69H230V68H229V65H230V64L232 65V63L235 62V60H234L232 63H231V62H228V61H230V60H226V59H225L226 61H224V62H226V63H224V62L222 61V60H223L222 58H221L222 63H221V61L219 62L218 60L220 59L221 55L224 54V52H226V51L228 50V48L232 50V54H234V56H235V54H237V53H235V52H236V49H239L238 51L240 52V51L242 50L241 48H244L248 43H249L248 45H251V43H253V42H255V41H256V42L259 41V42H257V43H259V45H261L262 43L264 44V42L261 43V41H260V39H261V37H262L261 35H262V33L264 34V32H263V31L261 32V29H260L258 26H257V27H258L260 30H258V28H256V27H255V28L257 29V32H258L259 34H260V32H261V34H260L261 37H259V35H258V37H256V36H254V37L259 38V40H258V39L255 40V38H253V34H252V33H250V32L248 33V31H249V30L251 31L252 29H249V27H247L246 25H248V26H250V27H251L252 25H255V24H253L254 22L252 23ZM237 20H235V21H237ZM241 20H240V21H241ZM249 20H250V18H249ZM253 20H254V19H253ZM235 23H236V22H235ZM255 23L259 25L258 21L256 22V20H255ZM226 24H227V22H226ZM242 24H243L244 26L247 27L246 30L248 29V31H246V32L244 31L245 29H244V27L242 26ZM221 25H223V23H222ZM236 25H237V24H236ZM223 26H224V25H223ZM226 26H227V25H225L224 27H226ZM255 26H256V25H255ZM192 28H193V27L190 26V31L193 30ZM252 28H253V27H252ZM185 29H186L185 31L189 30L188 27L185 28ZM243 29H244V30H243ZM256 29H255L254 31H256ZM183 30H184V29H183ZM214 30H215V29H214ZM216 30H218V29H216ZM185 31H184V32H185ZM193 31L195 32L196 30L194 29ZM223 31H224V33H222ZM227 31H228L229 33H228ZM237 31H238V32H237ZM254 31H251V32H254ZM259 31H260V32H259ZM196 32H198V31H196ZM244 32H245V33H244ZM185 33H186V32H185ZM187 33H188V31H187ZM187 33H186V34H187ZM191 33H193V32L191 31ZM212 33H213V31H212ZM216 33H217V32H216ZM220 33H221V34H220ZM236 33H237V34H236ZM258 33H257V34H258ZM183 34H184V33H183ZM193 34H194V33H193ZM214 34H215V31H214ZM233 34H235V35H233ZM257 34H256V35H257ZM195 35H196V34H195ZM225 35H226V36H225ZM254 35H255V33H254ZM189 36H190V34H189ZM189 36H188V38H189ZM208 36H211V34H209ZM212 36L214 37V35H212ZM182 37H183V38H182ZM213 37H211V38L213 39ZM222 37H223V38H222ZM232 37H233V38H232ZM263 37H264V35H263ZM181 38H182V39H181ZM208 38H209V37H208ZM211 38H210V39H211ZM217 38H218V39H217ZM245 38H246V39L248 38V39L246 40ZM251 38H253L255 41H253ZM180 39H181V40H180ZM195 40H196V39H195ZM204 40H205V41H204ZM208 40H209V39H208ZM262 40H263V39H262ZM186 41H187V40H186ZM186 41H185V42H186ZM216 41H217V42H216ZM252 41H253V42H252ZM154 42H155V43H154ZM172 42H173V41H172ZM175 42H176V41H175ZM148 43H150V44H148ZM159 43H160V42H159ZM167 43H168V42H167ZM179 43H180V44H179ZM233 43H235V44L233 45ZM146 44H147V45H146ZM161 44L164 45V43H162V42H161ZM165 44H166V43H165ZM253 44H254V46H252L251 48H252V50H255V51H252V52H257V50H258L259 52H257V54H260L259 56H261V53L264 52V51L262 52V48H263L264 46H263V47H260V46H259V47L261 48V50H259V47H258V49H257V47H256L257 44H256V43H253ZM255 44H256V45H255ZM263 44H262V45H263ZM148 45H149V46H148ZM166 45H167V44H166ZM200 45H201V46H200ZM262 45H261V46H262ZM175 46H177V48L174 49ZM198 46H199V47H198ZM228 46H229V47H228ZM235 46H236V48H234ZM193 47H194V48H193ZM130 48H133V45H132V47H130ZM140 48H141V50H140ZM179 48H181V49H179ZM222 48H223V49H222ZM246 48H247V46H246ZM251 48H250V46H248V48H247L246 50H250ZM138 49H139V50H138ZM150 49H151V50H150ZM233 49H235V50H234V51H235L234 53H233ZM194 50H195V52H194ZM196 50H197V51H196ZM198 50H199V51H198ZM263 50H264V48H263ZM139 51H140V52H139ZM145 51H146V52H145ZM160 51H161V52H160ZM244 51H245V49H244ZM260 51H261V52H260ZM118 52H120V51H118ZM171 52H172V53H171ZM180 52H181V51H180ZM219 52H220V53H219ZM227 52H228V51H227ZM230 52H231V51H230ZM230 52H229V53H230ZM249 52H250V51H246V53H244V54H247V53H248V54L246 55V57L248 56V57L250 58V57H252V56H249ZM252 52H251V53H252ZM123 53H124V54H123ZM140 53H142V54H140ZM148 53H149V54H148ZM151 53H153V54H151ZM169 53H170V55H168ZM174 53H175V52H174ZM176 53H177V52H176ZM176 53H175V54H176ZM190 53H192V54L190 55ZM229 53H228V54H229ZM241 53H243V50H242ZM130 54H131V55H130ZM133 54H134V55H133ZM146 54H147V55H146ZM175 54H173L172 56H174ZM178 54H179V53H178ZM180 54H183V53H180ZM228 54H226V55L229 56ZM238 54H239V53H238ZM254 54H255V56L257 55L256 53H254ZM115 55H116V56H115ZM148 55H149V56H148ZM167 55H168V56H167ZM196 55H197V56H196ZM199 55H200V56H199ZM224 55H225V54H224ZM239 55H240V56H244L243 54H239ZM251 55H252V54H251ZM262 55L264 56V54H262ZM110 56H111V57H110ZM131 56H132V57H131ZM145 56H146V57H145ZM166 56H167V57H166ZM172 56H171V57H172ZM180 56H182V55H180ZM184 56L181 57V58H182V59H181V58H179V55H178V57H176V58H177L176 61H178V62L181 61V62H182ZM234 56H233V57H234ZM253 56H254V55H253ZM259 56H258V59H257V56L255 57L256 59H254V57H252L253 59H251L252 62H250V64L253 63V62H254L253 64H256L255 62H260V61L262 62V63H261V62H260V63L263 64L264 57L261 56L262 58H261V57L259 58ZM115 57H116L117 59H116ZM148 57H150V58H148ZM190 57H191V58H190ZM213 57H214V58H213ZM224 57H225V56H224ZM224 57H223V58H224ZM233 57H232V58H233ZM237 57H239V56H237ZM246 57H244V59H245ZM248 57H247V58H248ZM130 58H131V59H130ZM144 58H145V59H144ZM154 58H155V60H156V61L154 60V61L156 62L155 65H153V63H154V62H153V59H154ZM158 58H159V59H158ZM217 58H218V59H217ZM225 58H226V57H225ZM234 58H235V57H234ZM247 58H246V59H247ZM115 59H116V60H115ZM136 59H137V60H136ZM227 59H228V58H227ZM239 59H242V58L239 57L238 60H239ZM106 60H107V61H106ZM118 60H119V61H118ZM122 60H124V61H122ZM171 60H174L173 57H172ZM171 60H170V61H171ZM193 60H194V61H193ZM200 60H201V61H200ZM212 60H213V61H212ZM238 60H237V61H238ZM254 60H255V61H254ZM256 60H258V61H256ZM64 61H62V63H64ZM103 61H104V62H103ZM105 61H106V62H105ZM129 61H130V62H129ZM168 61H169V59H168ZM214 61H215V62H214ZM217 61H218L219 65L222 64V65H221L222 68H219V69H218V67H221V66L216 67V66H217V64H216ZM248 61H249V60H248ZM89 62H90V63H89ZM109 62H110L111 64H110ZM112 62H113V63H112ZM117 62H118V63H117ZM121 62H122V63H121ZM134 62H136V63H134ZM151 62H153V63L151 64ZM181 62H180V63H181ZM227 62H228V63H227ZM67 63H68V64H67ZM69 63H70V64H69ZM73 63H75V64H73ZM95 63H96V64H95ZM170 63H171V62H170ZM180 63H179V64H180ZM193 63H194V64H193ZM197 63H198V64H197ZM212 63H215V66H214V65L211 66ZM236 63H237V62H236ZM140 64H141V65H140ZM149 64H150V65H149ZM171 64H172V63H171ZM208 64H209V66H208ZM210 64H211V65H210ZM223 64H224V65H223ZM225 64L227 65V67H224V66H226ZM253 64H252V66H251V67H252L251 69H253ZM258 64H259V63H258ZM74 65H75V66H74ZM76 65H77V66H76ZM89 65H90V66H89ZM94 65H95V66H94ZM135 65H136V66H135ZM148 65H149V66H148ZM172 65H173V64H172ZM172 65H171V66H172ZM176 65H177V64H176ZM176 65H173V66H176ZM231 65H230V66H231ZM113 66H115V67H113ZM139 66H140V68H139ZM150 66H151V67H150ZM182 66H183V65H182ZM190 66H191V67H190ZM201 66H202V67H201ZM204 66H207V67H208L207 70L205 69L206 67L204 68ZM232 66H233V65H232ZM254 66H256V65H254ZM257 66H258V65H257ZM73 67H74V69H75V68H76V69L74 70ZM102 67H103L104 69H103ZM105 67H107L108 69H106ZM116 67H117V68H116ZM128 67H129V69H128V72H129V73L127 72L128 74H126V71H124V70L127 69ZM178 67H179V66H177L176 69H178ZM261 67H262V66H260V68H258V67H254V68H255V70H256V72H257V69L260 70ZM263 67H264V65H263ZM97 68H98V69H97ZM99 68H100V69H99ZM110 68H112V69L110 70ZM118 68H119V69H118ZM120 68H122V69H120ZM173 68L175 69V67H173ZM189 68H190V69H189ZM191 68H192V69H191ZM67 69H68V70H67ZM82 69H83V70H82ZM182 69H183V71L186 70V72H187V74H188V75L186 76L187 78L183 80L184 82H180V78H181V81H182V78L184 77V74H183V75L181 74V72L183 73ZM195 69H197V70H195ZM262 69H263V68H262ZM58 70H59V71H58ZM96 70H97V71H96ZM103 70H105V71H103ZM133 70H135V69H133ZM136 70H135V71H136ZM192 70H193L194 72H193ZM201 70H202V69H201ZM205 70H206V71H205ZM222 70H221V71H222ZM253 70H254V69H253ZM255 70H254V71H255ZM60 71H61V72H60ZM86 71H87V72H86ZM93 71H94V72H93ZM122 71H123V72H122ZM144 71L147 72L148 70L145 69ZM144 71H143V73H145ZM196 71H197V72H196ZM251 71H252V70H251ZM260 71H262V70H260ZM263 71H264V69H263ZM263 71H262V72H263ZM59 72H60V75H59ZM64 72H65V73H64ZM106 72H107V73H106ZM175 72H177V71H174V73H175ZM186 72H185V73H186ZM252 72H253V71H252ZM256 72H255V73H256ZM101 73H102V74H101ZM104 73H105V74H104ZM123 73H124V74H123ZM195 73H197V74H195ZM257 73H258V72H257ZM9 74H11V73H9ZM92 74H93V75H92ZM107 74H108V75H107ZM117 74H118V76H117ZM145 74H146V77H148V72L145 73ZM172 74H173V72H172ZM190 74H191V75H190ZM207 74H206V75H207ZM258 74H260V73H258ZM12 75H13V77H14V74H12ZM125 75H126V76H125ZM134 75H135V74H134ZM252 75H253L252 77L255 76L254 73H253ZM262 75H263V74H262ZM9 76H11V75H9ZM95 76H96V77H95ZM136 76H137V75H136ZM139 76H138V77H139ZM144 76H145V75H144ZM177 76H178V77H177ZM181 76H183V77H181ZM250 76H251V75H250ZM258 76H259V77H258ZM7 77H8V76H7ZM13 77H10L11 80L13 79V82H14V83L16 82V84H19L18 82H19V78H20V77H18V78H17V77L13 78ZM60 77H61V78H60ZM70 77H72V78H70ZM119 77H120V78H119ZM122 77H123V79H122ZM125 77H126V78H125ZM140 77H139V78H140ZM146 77H145V78H146ZM205 77H206V76H204V78H205ZM252 77H251V78H252ZM255 77H256L255 79H259V78H262L263 76L261 77L260 75H257V74H256ZM22 78H23V77H22ZM49 78H50V79H49ZM77 78H78V79H77ZM92 78H93V79H92ZM134 78H135V77H134ZM134 78H133V79H134ZM184 78H185V77H184ZM202 78H203V77H202ZM15 79H17V80L15 81ZM48 79H49V80H48ZM113 79H115V80H113ZM133 79H131V80H133ZM143 79H144V78H143ZM11 80H9V81H11ZM109 80H110V81H109ZM122 80H123V81H122ZM134 80H135V79H134ZM134 80H133V81H134ZM151 80H153V79H151ZM151 80H150V81H151ZM84 81H85V82H84ZM119 81H120L121 83H120ZM127 81H126V82H127ZM74 82H75L76 84H75ZM100 82H101V83H100ZM104 82H105V83H104ZM107 82H108V85H106ZM128 82H129V81H128ZM128 82H127V83H128ZM131 82H132V81H131ZM179 82H180V84H179ZM11 83H12V81H11ZM14 83H12V85H14ZM78 83H79V84H78ZM118 83H120V84L122 85L121 87L119 86L120 88L118 87ZM173 83L170 84V85L172 86ZM48 84H50V85H48ZM67 84H68L69 86H68ZM81 84H82V85H81ZM93 84H94V85H93ZM128 84H129V83H128ZM116 85H117V86H116ZM130 85H131V83H130ZM130 85H129V86H130ZM0 86H1V85H0ZM4 86H5V85H4ZM10 86H11V84H10ZM75 86H77V87L75 88ZM80 86H81V87H80ZM83 86H84V87H83ZM88 86H89V87H88ZM107 86H108V87H107ZM174 86H175V85H174ZM62 87H63V88H62ZM91 87H92V88H91ZM114 87H115V88H114ZM180 87H181V85H180ZM182 87H184V86H182ZM1 88H2V86L0 87V90H1ZM4 88H5V89H4ZM4 88H3V91H4V92H2L4 96H2V95H1V96L4 97V99L6 98L7 101H8V99H9V101L12 103V105H13V104H14V106H15V105H16V106L19 105L18 107L21 106V108H23V107L29 105L30 102L33 101V98H34V97H35L36 99H34V101H33L31 104H32L33 106H35L36 104H35L34 102H36V100L38 99V97H39V95H40V94L37 95L38 93H36V96H38V97H36V96L33 97V96L31 95L33 98L30 96V100H31V98H32V100L30 101V100H29V96L26 95L27 93L25 94L24 92H22V96H23V97H24L25 95H26V96H25L24 98L20 97V96H21V94H20L21 92H20V91H22V90H24V89H22V90H18V88H19V89H21V88L18 87V86H17V87H16V86H15V87L13 86V87L11 88V87H9V85L5 86ZM10 88H11V89H10ZM79 88H80V89H79ZM81 88H82V89H81ZM111 88H112V89H111ZM147 88H149V87H146V89H147ZM173 88H174V87H172V88L169 87V89H173ZM6 89H7V90H6ZM144 89H145V88H144ZM175 89H176V87H175ZM177 89H176V90H177ZM181 89H182V88H181ZM114 90H115V91H114ZM121 90H123V89H121ZM151 90L154 91L153 89H151ZM151 90H150V93H153V92H151ZM158 90H159V89H158ZM163 90H164V89H161V90H160L161 92L159 91V93H161V94H159V93H157V92H155V93H153V94H157V95H160V96H161V95H165V94H167L166 90H164L166 93L163 94V92H162ZM82 91H83V92H82ZM117 91H118V92H117ZM145 91L148 92V89L145 90ZM145 91H143L142 88H141V90H139V91L137 90V92L139 93V95H144L143 93L140 94V92H144V93H145ZM167 91H168V90H167ZM147 92H146V94H147ZM0 93H1V91H0ZM2 93H1V94H2ZM50 93H51V94H50ZM60 93H61V94H60ZM89 93H90V94H89ZM110 93H111V95H110ZM114 93H115V94H114ZM47 94H49V95H47ZM146 94H145L144 96H147V95L149 94V92H148L147 95H146ZM18 95H19V96H18ZM29 95H30V94H29ZM118 95H120V94H117V96H118ZM149 95H151V94H149ZM6 96H8V97H6ZM15 96H16V98H15ZM17 96H18V97H17ZM47 96H49V97H47ZM58 96H59V97H58ZM91 96H92V97H91ZM117 96H116L115 98H117ZM192 96H193V95H192ZM110 97H111V98H110ZM19 98H20V99H19ZM59 98H60V99H59ZM15 99H16V101H15ZM18 99H19V100H18ZM76 99H77V100H76ZM82 99H83V100H82ZM85 99H86V101H85ZM17 100H18V101H17ZM28 100H29L30 102H29ZM63 100H64L65 102H64ZM25 101H26V102H25ZM60 101H61V102H60ZM102 101H101V103H102ZM23 102H24V103H23ZM28 102H29V104H27ZM37 102H38V100H37ZM37 102H36V103H37ZM63 102H64V104H63ZM96 102H97V103H96ZM96 102H94L95 105L98 104V100H97ZM16 103H17V104H16ZM25 103H26L27 105H25ZM54 103H55V104H54ZM71 103H72V104H71ZM58 104H59V105H58ZM68 104H69V105H68ZM109 104H110V103H109ZM32 105H30V106H32ZM48 105H50V106H48ZM78 105H79V107H77ZM99 105H100V104H99ZM22 106H23V107H22ZM51 106H52V107H51ZM65 106H66V107H65ZM216 106H218V105H216ZM216 106H215V107H216ZM42 107L44 108V110H43ZM95 107H96V106H94V108H95ZM45 108H46V109H45ZM49 108H50V109H49ZM55 108H56V109H55ZM88 108H89V109H88ZM212 108H214V107L207 108V109L211 110ZM217 108H218V110H220L219 114H218L217 111H216L217 113L215 112V114H213V115H211L210 112H207V113L210 114V115L207 114V117H206L207 119L205 118V121L209 119L208 121H206V124H205L206 126H204V127H207V128H206L207 131L205 130V128H202V129L199 131V134L202 136V137H201V140H202V139L205 140L206 138H211L210 135H211V134H213V135L218 134L217 131L219 132V134H221V133H220V132H221V129H220V128H222L221 125H223V124L220 123V122H221L220 120H222V118H221L222 116H221V115H225V114H222V113H227V111L230 112V113H233V111H235V110H233V109H234L233 106H232V110H233V111H232V112L229 111V110H231V109H230V108H231V105L229 106V105H226V104H222V105L216 107L215 110H216ZM57 109H58V110H57ZM67 109H68L69 111H68ZM227 109H228V110H227ZM41 110H42V111H41ZM45 110H46V111H45ZM65 110H66V111H65ZM73 110H74V111H73ZM91 110H93V108H92ZM213 110H214V109H212L211 111H213ZM215 110H214V111H215ZM226 110H227V111H226ZM38 111H39V112H38ZM57 111H58V112H57ZM59 111H60V112H59ZM81 111H82V112H81ZM207 111H208V110H207ZM214 111H213V112H214ZM55 112H56V113H55ZM79 112H80V113H79ZM58 113H59V114H58ZM61 113H62V114H61ZM63 113H64V114H63ZM86 113H87V112H86ZM86 113H85V114H86ZM88 113H89V111H88ZM220 113H221V114H220ZM37 114H38V115H37ZM57 114H58V115H57ZM60 114H61V115H60ZM65 114H66V115H65ZM72 114H73V115H72ZM85 114H84V115H85ZM208 115H209V117H208ZM228 115H229V114H228ZM231 115H232V114H231ZM45 116H46V117H45ZM53 116H54V118H52ZM74 116H75V117H74ZM225 116L227 117V115H225ZM70 117H71V118H70ZM82 117H83V114L81 115V118H82ZM219 118H220V119H219ZM223 118H224V117H223ZM228 118H229V117H228ZM84 119H85V118H84ZM79 120H77V121L79 122ZM81 120H83V118H82ZM81 120H80V121H81ZM214 121H215V122H214ZM223 121H224V120H223ZM223 121H222V122H223ZM62 122H64V126L59 125V124L62 123ZM69 122H70V123H69ZM82 122H83V121H81V122H79V123H82ZM218 122H219V123H218ZM224 122H225V121H224ZM214 123H215V124H214ZM216 123H217V124H216ZM62 124H63V123H62ZM219 124H220V125H219ZM75 126H78V125L76 124ZM3 127H4V128H3ZM65 127H64L63 129H65ZM71 127H72V126H71ZM80 127H81V126H80ZM210 127H211V130H210ZM212 127H213V128L215 127V131H216V129H217L216 133L212 130V129H213ZM67 128H66V130H67ZM74 128H75V127H73V131H74ZM2 129H3V131H2ZM68 129H69V128H68ZM77 129H79V128H77ZM226 129H228V128H226ZM60 130H61V129H60ZM66 130H64V131H66ZM70 130H71V128H70ZM5 131H6V126L3 125V124H2V125L0 124V134H5V133H4ZM61 131H62V130H61ZM61 131H60V133L62 134ZM64 131H63V133H64ZM68 131H69V130H67V134H68ZM73 131L70 132L69 134H72V133L74 134ZM75 131H76V128H75ZM79 131H80V130H79ZM79 131H78V132H79ZM203 131H205L204 133H205V135H206V138H203V137H204V133H203ZM209 131H211V134L209 133ZM222 131H223V130H222ZM225 132L227 133L228 131H225V129H224V131L222 132V135H223V133L225 134V136H226V135H229V132H228L227 134H226ZM65 134H66V132H65ZM65 134H64V135H65ZM75 134L78 135L77 132H75ZM56 135H57V134H56ZM76 135L73 136L74 139L72 138L74 142H72V143L69 142V143L73 144V146H74V144H76L75 142H77V140H75V139H76V138H75ZM80 135H81V134H80ZM80 135H79L78 137H80ZM213 135H211V136H213ZM59 136H60V134H59ZM59 136H57V137H59ZM62 136H63V135H62ZM62 136H60V137H61V141H60L59 139H58V140H59L60 144H62L63 146L65 145V144H63V143H65L66 141L68 142V140H70V141L72 140L71 138H70V139H67L66 136H64L63 139H62ZM69 136L71 137V135H69ZM69 136H68V138H69ZM225 136H224V138L227 137V136H226V137H225ZM60 137H59V138H60ZM78 137H77V138H78ZM64 139H65V140L67 139V140L64 141V142H62V140H64ZM78 139H79V138H78ZM211 139H214V137H212ZM78 141H79V140H78ZM202 141H203V140H202ZM205 141H206V140H205ZM208 141H209V140H208ZM208 141H207V142H208ZM211 141H212V140H211ZM211 141H210V143H211ZM59 142H58V145H59ZM61 142H62V143H61ZM193 142H194V141H193ZM5 143H6V142H4L3 140L0 141V149H2V147L5 145ZM69 143H68V144H69ZM203 143H204V142H203ZM203 143H201V144H203ZM208 143H209V142H208ZM210 143H209V145H211ZM68 144H67V145H68ZM191 144H192V146H193V145H195V146L192 147V148L190 147L191 145L188 146V148L190 147L189 149L187 148L189 151L186 150V152H185V150L183 149V150H184L183 153H185V154H186L187 151H188V153H187L186 155H185V154H181V155L179 154V155H180L179 157H176V156H178V155H176V156L174 157V155H175L176 153L174 152V154H173V153L171 154V152H170L169 155H173L174 158H173L172 156H169V159H170V160H166V159H164V158L162 159V161H163V160H164L165 162L167 161V170H169V172H168L169 174H165V175H168V179H169V180L166 179V181H167L169 184H171V187H170V185H169L168 183H167V184L164 183V185H167V187H168L169 189L171 188L170 190H172V189L175 190V189L177 188V186H179V184L181 185V183H179V181H180V182L182 181V178H184L183 176H188V175H189V174L185 175L188 166H193L194 170H195V168H196L195 171L193 170V171H194V174H195V177L192 176L193 172H192V173L190 172V173H191V174H190L191 177H190V178L187 177V178H188V179H192V177H194V178H193L192 180H188V183H187L188 186L186 185L187 190H186V189H184V190H186V191L189 192V193L191 192L190 194H192V193H193V194L196 193V194H195V195H197L196 197H197V198L200 197V200H201V196H202V199H203V195H205V193H202L203 195H201V194H198V192H199L200 190H203L204 188H205L206 191L208 192L206 195H208L209 193H211L210 196H212V197H213V195H214V197L217 196L216 198H218V200H217L216 198H214V197H213V200H214V201H215V200L218 201V204H216V203H215V204H211V205H212V208H211V206L209 205V204H210L209 201H204V200H203V202H202V203H204V205H207V207H209V209L207 208L208 210H206V211L209 212V214H210V213H212V214L214 213V214H215L216 211H220L221 208H219V207H222V206H223V207L225 206V207H224L225 210H228V211L234 210V209H235V207H234L235 204L232 205V203H233L234 201L232 202V201L230 200V196L228 197V195H231V191H232V186H233V185H231L230 183H229L230 185L226 183L227 185H226V186L224 185V186H225V187H224L225 191H223V188L220 187L218 183H219L220 181H221V184H222V182L225 183V180H224V178H223L224 175H222L223 173L221 174V172L218 171L217 173H220V174L222 175V176H221V175H220V176L222 177L223 180H219V181H217V183L215 182V183L218 185V186H216V187H218V188H217V190H216L217 192L214 193L215 191H213V190L215 189V186H214V183H213V184L211 183V182H214V181H210L211 178H206V172H207L206 170L211 169V168H208L207 163L205 164V162L208 160V162H209L208 165H209V164H210V161H211L213 158H212V159L210 158V161H209V159H208L209 157H206L207 159L204 161V156H203V154H202L203 151H201V148H200V150L196 148V147L200 146V145H198V142H197V143L195 142V144L191 142ZM199 144H200V143H199ZM62 145H59V146H61V147H60L61 149H62V147H63ZM69 145H70V144H69ZM77 145H78V144H76L75 146H77ZM196 145H198V146H196ZM203 145H205V143H204ZM209 145L207 146V148L210 147ZM71 146H72V145H71ZM56 147H57V143H56ZM67 147H70V146H67ZM200 147H201V146H200ZM203 147L206 148V145L203 146ZM57 148H58L57 150L60 149L59 147H57ZM64 148H65V147H63L62 150H64ZM75 148H76V147H74V149H75ZM198 148H199V147H198ZM205 148H203V150H204ZM65 149H66V148H65ZM67 149H70V148H67ZM72 149H73V148H71V150H72ZM190 149H191V150H190ZM196 149H197V150H196ZM62 150H61L62 154L59 153L61 156L65 154V153H63ZM178 151H179V150H178ZM181 151H182V150H181ZM191 151H193V152H191ZM204 151H205V150H204ZM58 152H59V151H58ZM65 152H66V150H65ZM67 152H68V150H67ZM92 152H93V151H92ZM179 152H180V151H179ZM190 152H191V153H190ZM68 153H70V150H69ZM73 153H74V151H73ZM189 153H190V154H189ZM203 153H204V152H203ZM66 154H67V153H66ZM75 154H77V153H74V155H75ZM78 154H79V153H78ZM89 154H90V153H89ZM92 154H93V153H92ZM177 154H178V152H177ZM188 154H189V155H188ZM198 154H199V156L202 154V156L199 157ZM74 155H73V156H74ZM79 155H81V154H79ZM83 155L85 156V154H83ZM87 155H88V154H87ZM90 155H91V154H90ZM90 155H89V156H90ZM66 156H67V155H66ZM73 156H72V154H71V157H69V154H68V157H66V158H67V160H69L68 158H70V160H71V158H72ZM84 156H83V157H84ZM89 156H88V157H89ZM91 156L93 157V155H91ZM91 156H90V160H92V159H91ZM95 156H96V155H95ZM75 157H77V156H75ZM165 157H166V156H165ZM202 157H203V158H202ZM78 158H80V156H79ZM85 158H86V157H85ZM85 158H83V159H85ZM135 158H136V157H134V161H135ZM171 158H172V159H171ZM186 158H187V159H186ZM36 159H37V158H36ZM83 159L80 160V161L77 160V159H75V161H79V164H80L81 161H83ZM86 159H87V158H86ZM86 159H85V160H86ZM88 159H89V158H88ZM93 159H94V158H93ZM97 159H98V158H97ZM129 159H130V158H128V159H126V160L122 159V161L124 160L123 162L125 163V161L127 162ZM131 159H132V158H131ZM167 159H168V156H167ZM179 159H180V160H179ZM191 159H193V161L195 160L194 163H193V165H190V163H189V161H188V160L191 161ZM198 159H199V160H198ZM90 160H89V161H90ZM136 160H137V158H136ZM87 161H88V160H87ZM97 161H98V160H97ZM112 161H113V160H112ZM112 161H111V163H112ZM114 161H115V160H114ZM122 161H118V162L121 163ZM130 161H131V160H130ZM137 161H138V160H137ZM159 161H161V160H159ZM164 161H163L162 163H163V165H166V164L164 163ZM212 161H213V160H212ZM212 161H211V164L214 165L215 162L212 163ZM67 162H68V161H67ZM73 162H74V161H73ZM118 162L115 161V163H118ZM132 162H133V160L130 162V164L133 165ZM140 162H141V161H140ZM170 162H171V163H170ZM173 162H174V163H173ZM71 163H72V162H71ZM71 163L69 164V165H71L70 168H71V169L75 168ZM75 163H76V162H75ZM84 163H85V161H84ZM86 163H87V162H86ZM89 163H90V162H89ZM89 163H88V164H89ZM92 163H93V160H92ZM107 163H108V161H107ZM137 163H138V162H136V164H137ZM155 163L159 164V162H155ZM155 163H153V164H155ZM162 163H161V164H162ZM191 163H192V162H191ZM195 163H196V164H195ZM24 164H26V163H24ZM24 164H23V165H24ZM79 164H77V165H79ZM88 164H87V165H88ZM90 164H91V163H90ZM90 164H89V165H90ZM102 164H103V163H102ZM112 164H113V163H112ZM112 164H111V165H112ZM118 164H119V163H118ZM118 164H116V165H118ZM127 164H128V163H127ZM136 164H134V165H136ZM138 164H139V163H138ZM173 164H174V165H173ZM188 164H189V165H188ZM21 165H22V164H19V166L22 168ZM81 165H84V164H81ZM81 165H79V166L81 167ZM93 165H94V163H93ZM105 165H106V164H105ZM108 165H109V164H108ZM123 165H124V164H123ZM123 165H122V166H123ZM128 165H129V164H128ZM132 165H131V166H132ZM159 165H160V164H159ZM177 165H178V166H177ZM205 165H206V168H208V169L205 168ZM72 166H73V168H72ZM79 166H78V167H79ZM118 166H121V165H118ZM126 166H127V165H126ZM129 166H130V165H129ZM153 166H154V165H152V167H153ZM160 166H161V165H160ZM160 166H159V168H160ZM211 166H212V165H211ZM211 166H209V167H211ZM23 167H24V166H23ZM87 167H88V166H87ZM90 167H92V166H90ZM90 167H89V168H90ZM100 167L102 168L103 166H100ZM106 167H107V166H106ZM110 167H111V166H110ZM137 167H138V166H137ZM137 167H135V168L133 167V168H134V169H137ZM140 167H141V164H140ZM156 167H158V166L156 165ZM70 168H69V169H70ZM89 168H87V169H89ZM104 168H105V167H104ZM104 168H102V169H104ZM107 168H109V167H107ZM130 168H131V167H130ZM189 168H192V167H189ZM193 168H192V169H193ZM198 168H199V169H198ZM212 168H213V166H212ZM14 169L19 170V169H18V165H17ZM23 169H24V168H23ZM76 169H77V168H76ZM81 169L85 170L86 168H84V167L82 168V167H81ZM87 169H86V170H87ZM112 169H113V170H112ZM128 169H129V168H128ZM138 169H139V168H138ZM138 169H137V171H138ZM140 169H141V168H140ZM151 169H152V168H151ZM161 169H164V171L162 170L163 172L167 171V170H165L166 167L163 168V166H162ZM213 169H214V168H213ZM17 170H16V171H17ZM96 170H97V169H95V171H96ZM104 170H105V169H104ZM107 170H108V169H107ZM156 170H158V169H156ZM159 170H160V169H159ZM159 170H158V171H159ZM263 170H264V169H263ZM263 170L261 171L262 174H263V172H264ZM14 171H15V170H14ZM14 171H13V172H14ZM16 171H15L14 174H16ZM78 171H80L81 174H82V172H83V171L79 170V168H78V170H77V172H76L77 174H78ZM87 171H88V170H87ZM95 171H94V172H95ZM118 171H119V172H118ZM125 171H126L125 167L117 168V166H116V168L114 169L113 166H112V168L109 169L110 178H111L110 180L113 179V180H114V181L112 180L113 182L119 180V182H121L122 179H123V176H125L126 178H125V177H124V178L127 180V178H129V176H130L129 173H127L129 170H127L126 172H125ZM134 171H136V170H134ZM134 171H132L131 175L133 174ZM153 171H155V169H154ZM158 171H157V173H158ZM160 171H161V170H160ZM189 171H190V169H189ZM210 171H211V170H210ZM22 172H23V171H22ZM70 172H71V171H70ZM70 172H69V173H70ZM74 172H75V171H74ZM90 172H91V171H90ZM90 172H89V173H90ZM99 172H100V171H99ZM102 172H103V171H102ZM107 172H108V171H107ZM121 172H122V173H121ZM130 172H131V171H130ZM174 172H175V173H174ZM208 172H209V170H208ZM2 173H3V172L0 173V177H1V178H0V183H1V182H4V181L6 180V177H7V176H5L6 172H4L3 175H2ZM20 173H21V170H20ZM20 173H19V174H20ZM67 173H68V171H67ZM72 173H73V171H72ZM80 173H79V174H80ZM100 173H101V172H100ZM114 173H116V174H114ZM124 173H125V174H124ZM137 173L139 174V172H137ZM153 173H154V172H153ZM155 173H156V172H155ZM166 173H167V172H166ZM170 173H171V175H170ZM188 173H189V172H188ZM214 173H215V174L213 175V172H211V173L209 172V174L207 175V177L211 174L209 177H213V176H215V179L218 178V177H216V175H217L216 171H215ZM70 174H71V173H70ZM85 174L89 175L87 172H86ZM85 174H84V178H85ZM91 174H92V173H91ZM91 174H90V175H91ZM93 174H94V173H93ZM95 174H96V173H95ZM97 174H98V173H97ZM102 174H103V173H102ZM138 174H137V175H138ZM159 174H160V172H159ZM161 174H162V173H161ZM163 174H164V173H163ZM11 175H13V174H10V176H11ZM66 175L68 176V174H66ZM98 175H99V174H98ZM120 175H122V176L120 177ZM133 175H134V174H133ZM137 175H136V176H137ZM152 175H153V174H152ZM165 175H164V176H165ZM174 175H175V176H174ZM196 175H197V176H200V179H198L199 177H196ZM260 175H261V174H260ZM260 175H259V176H260ZM263 175H264V174H263ZM263 175H262V176H263ZM10 176H9V174H8V178H10ZM106 176H107V175H106ZM106 176H105V177H106ZM117 176H118V177H117ZM127 176H128V177H127ZM150 176H151V175H150ZM153 176H154L153 178H156L155 175H153ZM156 176H158V175L156 174ZM162 176H163V175H162ZM201 176H202V177L205 176V177H203V178L201 179ZM218 176H219V175H218ZM11 177H12V176H11ZM17 177H18V176H17ZM68 177H69V176H68ZM78 177H79V175H78ZM81 177H82V176H81ZM81 177H80V178H81ZM89 177H90V176H89ZM91 177H92V176H91ZM107 177H108V176H107ZM137 177H138V176H137ZM159 177H161V176H159ZM165 177H166V176H165ZM165 177H164V178H165ZM221 177L218 178V179H221ZM263 177H264V176H263ZM80 178H79V179H80ZM93 178H94V177H92V179H93ZM139 178H140V176H139ZM139 178H137V179H139ZM149 178L151 179V180H149V181H152V180H153V178H151V177H149ZM187 178H186L185 180H187ZM257 178H258V177H257ZM257 178H256V179H257ZM260 178H261V177H260ZM13 179H14V178H13ZM17 179H18V178H17ZM77 179H78V178H77ZM88 179H89V178H88ZM92 179H91V180H92ZM105 179H106V178H105ZM108 179H109V177H108ZM115 179H116V180H115ZM134 179H135V178H134ZM156 179H157V178H156ZM171 179H172V181H171ZM194 179H195V180H194ZM208 179H209V180H208ZM213 179H214V177H213ZM213 179H212V180H213ZM1 180H2V181H1ZM9 180H10V182H11V178H10ZM85 180H87V179H85ZM89 180H90V179H89ZM91 180H90V181H91ZM98 180H99V179H98ZM110 180L108 181V183H109V184L111 185V187H112L113 184L110 183ZM158 180H159V179H157V180H153L151 184H150V183H147V185H149V186L151 185V187H152V186L154 187L153 190L151 189V190L149 191L150 188L148 189V186H147V188H145V186L143 187V186L141 185V187H143L142 190H144V188H145V191L148 190V193L151 192V191H152V192L154 191V192H155V193H154L155 195H156V194H159V195L162 197V199H161L162 202L164 201V200H163V198H164L163 195H165V196L167 197V201L170 202V201H171V200L169 201V198H170V197L168 198V196H167L168 194L166 195V193H165L166 191L163 190V189H165V188H167V187L162 188V187H164V186L162 185V184H163L162 181H160L161 184L158 185V183H156V182H158ZM160 180H161V178H160ZM163 180H164V179H163ZM173 180H174V181H173ZM206 180H207V181H206ZM216 180H217V179H216ZM216 180H215V181H216ZM263 180H264V179H263ZM6 181L8 182V180H6ZM130 181H131V180H130ZM130 181L127 180V182H129V183H130ZM134 181H135V182H131L132 184H129V185H133V187H134V184H133V183H136V180H134ZM154 181H155V182H154ZM190 181H191V182H190ZM194 181H195L196 183H195ZM201 181H203V183H202ZM209 181H210V182H209ZM93 182L96 183V180L94 181V179H93ZM100 182H102V181H100ZM100 182H99V183H100ZM119 182H118V184H119L118 186H120V184L122 183V182H121V183H119ZM147 182H148V180H147ZM163 182H165V180H164ZM185 182H186V181H185ZM250 182L252 183L251 185L249 184ZM250 182H248V185H249V186H247V187H249V188H247V189H250V190L252 191V190H253L252 188H255L254 190H257V191H258V189L262 187V188H263V189L261 188L262 191L264 190V184H263L262 186H260V184H262V183H260V180H259V183H260L259 186H260V187H255V186H254V183H255V182H253V180L250 181ZM256 182H257V181H256ZM261 182H262V179H261ZM78 183H79V181H78ZM78 183H77V184H78ZM82 183H85V182H82ZM82 183H81V184H82ZM86 183H89V181L86 182ZM99 183H98V185H99ZM105 183H107L106 180H105V182H104V180H103V184H104L103 186H104V187H106V185H107V184L105 185ZM116 183H117V182H116ZM124 183H125V184H124ZM137 183H139V182H137ZM137 183L135 184L136 186H137ZM145 183H146V182H145ZM145 183H144V184L142 183V184L145 185ZM173 183H174V184H173ZM183 183H184V182L182 181V184H183ZM8 184H9V183H8ZM73 184H75V183H73ZM91 184H92V181H91ZM96 184H97V183H96ZM123 184L126 185V182L123 181ZM139 184H140V183H139ZM139 184H138V185H139ZM153 184H154V185H153ZM172 184H173V185H172ZM221 184H220V185H221ZM0 185H2V184H0ZM68 185H69V184H68ZM68 185H67V186H68ZM70 185H71V184H70ZM87 185H88V184H87ZM98 185H97L96 187H98ZM110 185H108V186H110ZM121 185H122V184H121ZM124 185L121 186V187H125ZM155 185H156V186H155ZM184 185H185V184H184ZM193 185H195V187H194ZM222 185H223V184H222ZM222 185H221V186H222ZM5 186H6V183H5L4 187H5ZM100 186H101V184H100ZM100 186H99L100 189H101V188H104V187H100ZM115 186H116V184H115ZM136 186H135V187H136ZM139 186H140V185H139ZM158 186H160V188H162V189L158 188ZM181 186H182V185H181ZM192 186H193V187H192ZM197 186H198V187H197ZM230 186H231V187H230ZM256 186H257V184H256ZM6 187H7V186H6ZM6 187H5V188H6ZM8 187H9V186H8ZM70 187H71V186H70ZM73 187H74V186H73ZM83 187H84V186H83ZM89 187H90V185L88 186V188H89ZM94 187H95V186H94ZM116 187H117V186H116ZM116 187H113L112 189L108 190V192H106V193H105V191H107L106 188H105V191L102 190V191H104V192H103V193H104L103 196H107L108 198L110 197V200H109V201H110L111 205H114V206H115V204H116V202H117L116 205H118V206L120 205V207H121V204H123V203L126 204V202L129 201L130 199H133V198L135 199V196L137 195V192H136L135 190H134V191H131V189H130L131 187H130V186H129L130 188H128V189H130V191H129L127 188H125V189H127L129 192H128V191L126 192L125 190H123L124 188H123V189H119V187H117V189H116ZM121 187H120V188H121ZM173 187H174V188H173ZM213 187H214V188H213ZM229 187H230L231 190L228 192ZM233 187H234V186H233ZM1 188H3V186H1ZM5 188H3V189L5 190ZM74 188H75V187H74ZM79 188H80V187H79ZM84 188H85V187H84ZM86 188H87V186H86ZM90 188H91V187H90ZM99 188H98V190H99ZM107 188H108V187H107ZM137 188H140V187H137ZM155 188H156V189H155ZM168 188H167V189H168ZM182 188H183V187H182ZM182 188H181V190H182ZM196 188H197V189H196ZM198 188H200V189H198ZM202 188H203V189H202ZM234 188L236 189V187H234ZM66 189H68V188L66 187ZM69 189H70V188H69ZM92 189H93V187H92ZM94 189H95V188H94ZM133 189H134V188H133ZM135 189H136V188H135ZM146 189H147V190H146ZM157 189L160 190V191H159L160 193L157 191ZM221 189H222V191H223L224 193L221 191ZM235 189H234V190H235ZM237 189H238V188H237ZM4 190H3L2 192H4ZM8 190H9V189H8ZM80 190H81V191H80ZM90 190H91V189H90ZM119 190H120V191H119ZM162 190H163V191H162ZM174 190H173V191H174ZM184 190H183V191H184ZM259 190H260V189H259ZM15 191H18V190H15ZM21 191H22V190H21ZM71 191H72V189H71ZM71 191H70L71 194L74 193V192H71ZM73 191H74V190H73ZM79 191H80V192H79ZM79 191H78V192H79V196H80V193L83 192L82 188L79 189ZM138 191H139V190H138ZM186 191H185V192H186ZM192 191H193V192H192ZM219 191H221V195H220V192H219ZM237 191H238V190H237ZM237 191H234V192H237ZM241 191H242V190H241ZM241 191H240V193H241ZM2 192L0 193V203L2 202L3 199H5L7 196H9V195H8L9 192H8V194H6V191H5L4 193H2ZM10 192H11V190H10ZM75 192H76V191H75ZM91 192H92V190H91ZM99 192L102 193L100 190H99ZM120 192H121V193H120ZM135 192H136V193H135ZM141 192H142V191H141ZM152 192H151V193H152ZM157 192H158V193H157ZM167 192H169V190H167ZM176 192H179V191H176ZM180 192H181V191H180ZM200 192H201V191H200ZM252 192H254V191H252ZM258 192H259V191H258ZM260 192H261V190H260ZM260 192H259V193H260ZM13 193H15V192H13ZM19 193H20V195H22L20 191H19ZM95 193H96V191H95ZM97 193H98V192H97ZM100 193H99V194H100ZM107 193H108V194H107ZM116 193H117V194H116ZM138 193H140V192H138ZM151 193H150V195H148L149 197L152 196ZM164 193H165V194H164ZM189 193H187V195H188ZM222 193H223V194H222ZM225 193H226V194H225ZM232 193H233V191H232ZM237 193H239V191H238ZM237 193H234V195H235V196H239ZM77 194H78V193H77ZM83 194H84V193H83ZM128 194H130V195H128ZM132 194H133V195H132ZM144 194H145V193H144ZM162 194H163V195H162ZM170 194H171V192L169 193V195H170ZM174 194H176V193L174 192ZM174 194L171 195L172 198H173ZM178 194H181V197H182V194H183V193H178ZM215 194H216V196H215ZM227 194H228V195H227ZM257 194H258V193H257ZM260 194H261V193H260ZM18 195H19V194H18ZM69 195H70V194H69ZM84 195H85V194H84ZM86 195H87V194H86ZM93 195L95 196L96 194L93 193ZM100 195H101V197H102V194H100ZM100 195H99V197H100ZM108 195H109V196H108ZM146 195H147V194H146ZM146 195H145V197H146ZM187 195H186V197H188ZM195 195H194V196H195ZM225 195H226V196H225ZM234 195H233V197H235ZM251 195L253 196V194H251ZM263 195H264V192H263ZM263 195H258V196H260V200H263V199H264V198H263V197H264ZM1 196H2V197H1ZM5 196H6V197H5ZM11 196H12V195H11ZM74 196H75V194H74ZM74 196H72V197H74ZM79 196H78V201H80L79 198L81 199V197H82V196H80V197H79ZM87 196H88V195H87ZM89 196L91 197V195H89ZM142 196H143V195H142ZM208 196H209V195H208ZM261 196H263V197H261ZM72 197H71V198H72ZM75 197H76V198H72L71 200L74 201V202H73V205H74V204L78 205V202H76L77 196H75ZM83 197H84V196H83ZM83 197H82V200H83ZM85 197H86V196H85ZM85 197H84V198H85ZM97 197H98V195H97ZM115 197H116V198H115ZM152 197H153V196H152ZM166 197H165V201H166ZM176 197H177V196H176ZM183 197H184V196H183ZM204 197H205V196H204ZM219 197H220V198H219ZM7 198H9V197H7ZM10 198H11V197H10ZM95 198H96V197H95ZM108 198H106V199H104V200H105V201L107 200V203H108V205H109ZM112 198H113V199H112ZM127 198H128L129 200H128ZM174 198H175V196H174ZM174 198H173V199H174ZM177 198H178V197H177ZM179 198H180V197H179ZM191 198H192V197H191ZM193 198H194V197H193ZM193 198H192V199H193ZM235 198H236V197H235ZM237 198L239 199V197H237ZM237 198L234 199V200H237ZM255 198H256V201L258 202V204L262 202V201H260V200H257V199H259V197H255ZM255 198H254V199H255ZM261 198H263V199H261ZM15 199H16V197H15ZM74 199H75V200H74ZM89 199H90V198H89ZM97 199H98V198H97ZM122 199H123V200H122ZM147 199H148V198L146 197L144 200H147ZM181 199H182V198H181ZM192 199H191V201L193 202L195 198H194L193 200H192ZM206 199H207V198H206ZM209 199H210V198H209ZM209 199H208V200H209ZM222 199H223V200H222ZM66 200H67V198H66ZM82 200H81L80 202H82ZM86 200L89 201L88 199H86ZM86 200H85V201H86ZM92 200H93V199H91V202L89 201V202H90L89 204H92V206L94 205L95 207H94V206H93V207L91 206L90 208L86 209V210H88V211H87L88 213H89V212H92V210H93L92 208H94L95 211H98V212H99V209H101L102 206H104V207L107 206V203H105V205H104V203H102V202H105V201L103 200V197H102V200H103L102 202L100 201V199H99V201L95 202V199H94V202H95V203H93ZM136 200H138V198H136ZM148 200H150V199H148ZM151 200H152V198H151ZM151 200H150V201H151ZM187 200H188V199H187ZM187 200H186V201H187ZM195 200H196V199H195ZM211 200H212V198H211ZM224 200H225V201H224ZM9 201H10L11 203L8 202L7 199H6L5 202H6V203L8 202V203H10V204H13V203H12V202H13L12 200L9 199ZM14 201H15V200H14ZM85 201H84V203H85ZM121 201H122V202H121ZM138 201H139V203H140V201H143V199H142L141 196L139 197V200H138ZM152 201H153V200H152ZM165 201H164L163 204H165ZM172 201H173V200H172ZM174 201H175V199H174ZM189 201H190V200H189ZM189 201H188V202H189ZM196 201H197V200H196ZM237 201H238V200H237ZM263 201H264V200H263ZM63 202H64V200H63ZM75 202H76V203H75ZM99 202H100L101 204H100ZM130 202H131V201H130ZM148 202H149V201H148ZM175 202H176V201H175ZM175 202H174V203H175ZM180 202H181V201H179V204H180ZM188 202H187V203H188ZM223 202H225V203H223ZM228 202H229V203L231 202V204H229ZM3 203H4V202H3ZM8 203H7V204H8ZM16 203H17V205H16L15 203H14V204H15L16 206H18V202H16ZM113 203H114V204H113ZM119 203H120V204H119ZM134 203H136V201H134ZM141 203H142V202H141ZM143 203H144V201H143ZM145 203H147V202H145ZM145 203H144V204H145ZM174 203H173V204L171 203V204L174 205ZM176 203H177V202H176ZM176 203H175V204H176ZM198 203H199V202H198ZM202 203L200 202L199 205H201ZM211 203H212V202H211ZM255 203H256V202H255ZM10 204H9V205H10ZM14 204H13V205H14ZM19 204H20V203H19ZM97 204H98V205H97ZM127 204H128V203H127ZM129 204H130V203H129ZM151 204H152V202L149 203L148 205L150 206ZM166 204H168V203L166 202ZM166 204H165V206H166ZM169 204H170V203H169ZM169 204H168V206H169ZM171 204H170V205H171ZM188 204H189V203H188ZM191 204H193V203H191ZM219 204H221L222 206H221V205L219 206ZM262 204H263V203H262ZM0 205H2V203H1ZM3 205H6V204H3ZM3 205H2V206H3ZM13 205H12V207H13ZM15 205H14V207H15ZM81 205H82V204H81ZM86 205H87V204H86ZM189 205H190V204H189ZM194 205H195V204H194ZM196 205H198V204H196ZM196 205H195V206H196ZM208 205H209V206H208ZM226 205H227V206H226ZM228 205H229V206H228ZM259 205H260V204H259ZM259 205H257V203H256V208H257ZM10 206H11V205H10ZM78 206H79V205H78ZM84 206H85V205H84ZM89 206H90V205H89ZM118 206H117V208H118ZM123 206H124V205H123ZM130 206H131V204H130ZM130 206H129V208H130ZM136 206H137V204H136ZM145 206H146V205H145ZM154 206H155V205H154ZM168 206H167V208H168ZM179 206H180V205H179ZM186 206H187V205H186ZM232 206H233V207H232ZM72 207H73V206H72V203H71V208H72ZM75 207H76V206H74V209H75ZM81 207H82V206H81ZM81 207H80V209L83 208V207H82V208H81ZM109 207H110V205H109ZM127 207H128V206H127ZM131 207H132V206H131ZM146 207H147L148 210H149L150 207H148V206H146ZM151 207H152V206H151ZM159 207H161V206H159ZM171 207H172V206L169 207V211H170V210H173V207H174V206H173L172 208H171ZM175 207H176V206H175ZM191 207H193V206H190V208H191ZM197 207H198V208H197ZM197 207H196V208H197L198 210H199L200 208H202L201 206H197ZM199 207H200V208H199ZM203 207L206 208V206H203ZM223 207H222V208H223ZM226 207H227V208H226ZM0 208H1V206H0ZM4 208H5V207H4ZM7 208H9V209L6 210V208H5L6 212H5L4 210H1V209H0V210H1V212H0V213H1V214H0V221H3V220H1L2 217H3V213H6V216H9V218H10V214H11L12 212H14V209H13V211L11 210L12 212L10 213V207H7ZM76 208H77V207H76ZM85 208H87V206H86ZM102 208H103V207H102ZM111 208H112V210L108 211V213L106 212V209H105L104 214H103V211H102V212H99L100 214H98V216H96L95 220L93 219V218H94V216H93L92 219H89V220H92V221H90V223L87 222L88 224H87V223H86V224H83V225H85L84 228H89V227H91V226H92V222H93V225H94V226H95V224L98 226V227L95 226V227H97V230H98V231H97V230H96V231H97V233H98L99 230L101 231L100 228L103 226V225H101V223H102L103 221H105V223L108 222L107 226H109V227H108V231H107V232H108V234H110V233H112V234L107 235V238H108V239L105 238V239H104L105 241L103 240L104 242L99 240V242H102V244H103V245H102L101 243H99L100 245L103 246V247H101V248H102V249H104V247L106 248L105 244H106L107 246H108V244H110V247H114V248H115V246H116V244H117V246H116V248H115L116 252L119 251V253H120V252H121V249H122V251H123L125 248L127 249V250L125 249L126 251H129V252H130V247H131V245H130V246L128 245L127 247H125L127 243H126V242H123V240H120V241H122V242L125 244V246H124L123 243L120 244V243L116 240V239L118 238L117 236L120 234L121 238L126 240L127 237H128V239H130L131 237H129V236L132 234V242H133V243H134V242H135V244H136L137 242H138V243H139V242H142V243H143L144 241H141V239H142V235H140V234L143 233V232H142V229H145V227H146V228L148 227L147 224L149 223V222H148L149 220H148V221H147V224L145 223V225H143V222H142V220H141L142 217H145L144 214L146 213V212H145V211H146V208H144V205H140V206H138L137 209H135V208L133 207V209H135V211L132 212V211L129 210V212H132V215L129 214V215L131 216V219H130V216H129L128 214H127L128 216L126 215V213L123 214V212H121V213L118 212V213L116 214V212H115L116 210L113 209V206H111ZM129 208H128V209H129ZM154 208H155V207H154ZM157 208H158V206H157ZM157 208H156V209H157ZM163 208H165V207H163ZM167 208H165V209H167ZM170 208H171V209H170ZM205 208H204V209H205ZM258 208H260V207H258ZM261 208H262V210H263V211L261 210V212L264 213V205H263ZM261 208H260V209H261ZM11 209H12V208H11ZM17 209H19V208L17 207L15 210L17 211ZM72 209H73V208H72ZM74 209H73V210H74ZM77 209H78V208H77ZM80 209H79V211H80ZM89 209H90V210L92 209V210L90 211ZM109 209H110V208H109ZM109 209H108V210H109ZM120 209H125V208L123 207V208H120ZM130 209H131V208H130ZM133 209H132V210H133ZM181 209H182V208H181ZM193 209H194V208H193ZM204 209H201V210L204 211ZM218 209H219V210H218ZM75 210H76V209H75ZM83 210H84V208H83ZM83 210H82V211H83ZM86 210H85V211H86ZM113 210H114L115 213H113ZM125 210H126V209H125ZM159 210H160V209H159ZM209 210H210L211 212H210ZM3 211H4V212H3ZM76 211H77V210H76ZM142 211H143V212H142ZM155 211H156V210H155ZM160 211H161V210H160ZM174 211H175V210H174ZM174 211H173L172 213H174ZM178 211H179V209H178ZM213 211H214V212H213ZM221 211H222V210H221ZM93 212H94V210H93ZM93 212H92V213H93ZM124 212H125V211H124ZM166 212H167V211H166ZM170 212H171V211H170ZM226 212H227V211H226ZM75 213H77V212H75ZM80 213H81V212H80ZM80 213H78V214H80ZM85 213H86V212H85ZM106 213H107V214H106ZM109 213H110V214H109ZM127 213H128V212H127ZM162 213H164V212H162ZM197 213H200V215H201L202 212L199 211V212H197ZM224 213H225V211L223 212V214H224ZM12 214H13V213H12ZM12 214H11V216H12ZM108 214H109L110 216H109ZM146 214H147V213H146ZM148 214H149V213H148ZM150 214H151V213H150ZM153 214H154V213H153ZM165 214H166V213H164L163 215H165ZM167 214H169V213H167ZM175 214H176V212H175ZM177 214H178V213H177ZM180 214H182V216L179 217V218H181V219H183V218L185 217V215H186L185 212H184V214H183V212L180 213ZM180 214H179V215H180ZM209 214L206 213L205 216L208 215V217H209ZM218 214H221V212H220V213L218 212ZM4 215H5V214H4ZM72 215L74 216V212L72 213ZM75 215H76V214H75ZM82 215L84 216V214H82ZM82 215H81V216H82ZM89 215L92 216L91 213H90ZM93 215H94V214H93ZM105 215H106V216H105ZM155 215H156V214H155ZM155 215H154V218H155ZM169 215H170V214H169ZM169 215H168V216H169ZM183 215H184V217H183ZM221 215H222V214H221ZM6 216H5V218H6L7 221H8L9 218L6 217ZM81 216H79V217H81ZM83 216H82V217H83ZM112 216H113V217H112ZM124 216H125V217H124ZM139 216H140V217H139ZM161 216H162V215H161ZM168 216H167V217H168ZM170 216H171V215H170ZM174 216H175V215H174ZM210 216H211V215H210ZM87 217H88V216H87ZM104 217H105L106 219H105ZM133 217H134V218H133ZM138 217H139V218H138ZM146 217H147V215H146ZM148 217H149V216H148ZM148 217H147V218H148ZM151 217H153V216H151ZM157 217H158V220H159L160 217H159V216H157ZM162 217H163V216H162ZM182 217H183V218H182ZM199 217H201V216H197V218H199ZM222 217H224V216H222ZM75 218H76V217H75ZM83 218H84V217H83ZM90 218H91V217H90ZM97 218H99V219H97ZM103 218H104V219H103ZM128 218H129V219H128ZM147 218H146V219H147ZM164 218H166V217H164ZM164 218H163V219H164ZM169 218H170V217H169ZM173 218H174V217H173ZM173 218L171 217V219H173ZM175 218H176V217H175ZM177 218H178V215H177ZM177 218H176V220H180V219H177ZM197 218H196V219H197ZM203 218H204V217H203ZM206 218H207V217H206ZM216 218H217V217H216ZM3 219H4V218H3ZM6 219H5V220H6ZM10 219H11V218H10ZM12 219H13V218H12ZM69 219H70V218H69ZM76 219H77V218H76ZM76 219H75V220H76ZM84 219H85V218H84ZM87 219H88V218H87ZM107 219H108V220H107ZM200 219H202V218H200ZM200 219H199V220H200ZM204 219H205V218H204ZM211 219H213V218H211ZM211 219H210V220H211ZM214 219H215V218H214ZM5 220H4V221H5ZM14 220H15V219H14ZM78 220H79V219H78ZM81 220H82V219H81ZM93 220H94V221H93ZM98 220H99L100 222H99ZM131 220H132V221H131ZM133 220H134V221H133ZM140 220H141V221H140ZM151 220H153V219H151ZM151 220H150V222H151ZM154 220H155V219H154ZM156 220H157V219H156ZM160 220H161V219H160ZM168 220H169V219H168ZM185 220H186V219H185ZM185 220L183 219V220H181V221H184V222H185ZM207 220H208V219H207ZM223 220H224V219H223ZM7 221H5L4 224H3V222H2L3 225H2L1 222H0V238H1V239H2V237H1L2 235H4V234H7V235H8V234H11V233H10V232H11L10 230H11L12 227H11V225L9 226L8 223L5 224ZM12 221H13V220H12ZM83 221H85V220H83ZM136 221H138L139 223L142 222V225H143L144 227L137 225V222H136ZM161 221H162V220H161ZM166 221H167V219H165V223H166ZM171 221H175V220H169V221H167V222L169 223V222H171ZM181 221H180V223H181ZM195 221H196V220H195ZM197 221H198V219H197ZM201 221H202V220H201ZM211 221H212V220H211ZM220 221H222V220H220V219H219V220H216V222L214 221V223H216V224L218 225V223H219ZM9 222H11V221H9ZM69 222H71V221H68V223H69ZM72 222H73V221H72ZM72 222H71V223H72ZM95 222H96V223H95ZM127 222H128V223H127ZM145 222H146V221H145ZM152 222H153V221H152ZM163 222H164V221H163ZM192 222H194V221H192ZM205 222H206V219H205ZM217 222H218V223H217ZM12 223H15V222L13 221ZM76 223L78 224L79 221L77 222V220H76ZM109 223H110V224H109ZM153 223L155 224V221H154ZM153 223H152V225H153ZM165 223H164L163 226L165 227L164 235L166 236V234H167V232H168L167 230H168L169 228L166 227L167 225L165 226ZM168 223H167V224H168ZM176 223H177V222H176ZM180 223H179V224H180ZM182 223H183V222H182ZM185 223H186V222H185ZM185 223H183V224H184L186 227H188V226H187L188 224L186 225ZM189 223H190V222H189ZM195 223H196V222H195ZM199 223H200V222H198V224H199ZM214 223H212V224H213L212 226H214ZM77 224H74L72 227H76V228L78 227V229L80 230V228H82V226H83V225H82V222L80 223L81 225L79 224L80 226L77 225ZM161 224H162V223H161ZM169 224L171 225V228H173L172 225H173L174 223L172 222V223H169ZM210 224H211V223H210ZM216 224H215V225H216ZM220 224H222V223H220ZM220 224H219V225H220ZM226 224H227V223H226ZM87 225H88V227H86ZM99 225H101L100 228H99ZM104 225H105V224H104ZM112 225H113V226H112ZM146 225H147V226H146ZM158 225H159V224H158ZM184 225H183V226H184ZM189 225H190V224H189ZM192 225H193V224H192ZM202 225H203V226H207V225H205V223H204V224L202 223ZM202 225H201V226H202ZM217 225H216V226H217ZM219 225H218V226H219ZM224 225H225V223H223L222 226H224ZM66 226H67V225H66ZM69 226H70V225H69ZM69 226H68V227H69ZM94 226H92V229H93V230H94V228H93ZM117 226H118V227H117ZM154 226H155V225H154ZM174 226H175V225H174ZM177 226H178V228H179V225H177ZM196 226L198 227V225H196ZM196 226H195V224H194V228L191 226V227H192L191 230H190V229H187V230H189L187 233L184 231V232L186 233V235H191V234L196 233V232H198V234H201V233H199V229H198L199 227L196 228ZM210 226H211V225H208L207 228L209 229ZM212 226H211V227H212ZM218 226H217V227H218ZM222 226H221V227H222ZM225 226H226V225H225ZM225 226H224L223 230L225 229ZM14 227H15V226H14ZM16 227H18V226L16 225ZM16 227H15V228H16ZM132 227H133V228H132ZM150 227H151V225H150ZM157 227H158V226H157ZM157 227H155V230H157V229H156ZM169 227H170V226H169ZM181 227H182V226H181ZM181 227H180V228H181ZM221 227H219V228H221ZM98 228H99V229H98ZM131 228H132L133 230H132ZM158 228H159V227H158ZM161 228H162V225H161ZM161 228H160V229H161ZM166 228H167V230H166ZM178 228H177V229H178ZM182 228H183V227H182ZM182 228H181V229H182ZM189 228H190V227H189ZM202 228H203V227H202ZM17 229H18L17 231H19L20 228H17ZM69 229H71V227H69ZM95 229H96V228H95ZM105 229H107V228H105ZM149 229H150V228H149ZM151 229H153V227H151ZM162 229H163V228H162ZM162 229H161V231H162ZM174 229H175V228H174ZM197 229H198V231H197ZM204 229H205V228H204ZM204 229H203V232L205 233V231H207V230L204 231ZM14 230H15V229H14ZM71 230H72V229H71ZM84 230H85V229L82 228V230H81L80 232H79V231L74 232L75 230L72 231V233H75V235H73V236H76V233H77V232L81 233V232L84 231ZM86 230L89 231L90 229H86ZM86 230H85V231H86ZM103 230H104V228H103ZM103 230H102V231H103ZM139 230H141V232H139ZM145 230H147V229H145ZM155 230H153V231H155ZM179 230H180V229H179ZM179 230H174V233H177V236H178V237H179V234H181V232H182V230H180L181 232L179 233ZM187 230H186V231H187ZM216 230H217V231H216ZM221 230H222V228H221ZM223 230H222V231H223ZM8 231H9V232H8ZM17 231H16V232H17ZM90 231H91V230H90ZM90 231H89V232H90ZM94 231H95V230H94ZM102 231H101V232H102ZM157 231H158V230H157ZM159 231H160V230H159ZM159 231H158V232H159ZM161 231H160V232H161ZM171 231H172V229H171ZM171 231L169 232L170 235H172V233H173V231H172V233H171ZM177 231H178V232H177ZM200 231H201V228H200ZM212 231H213V232H212ZM219 231H220V230H219L218 228L216 229V227H214V228H211V230H208V231L206 232L207 234H204V238H203V239H202V236H201V235H198V236H197V234H196V235H194V236H197V239H198V237L200 236V239L204 240V242H207V241L210 239V238H208V236H211V237H212V235L214 234L213 237L215 238V234H217L216 236H218V234L221 235V233H217V232H219ZM222 231H221V232H222ZM101 232H99V233H101ZM104 232H105V230H104ZM104 232H103V234H104ZM134 232H135V233H134ZM150 232H151V231H150ZM162 232H163V231H162ZM66 233H67V232H66ZM72 233H71V234L69 233V235H72ZM79 233H78V234H79ZM82 233H83V232H82ZM82 233H81V235H82ZM85 233H86V232H85ZM93 233H95V232H93ZM122 233H123V234H122ZM146 233H147V232H146ZM148 233H149V231H148ZM155 233H156V232H155ZM169 233H168V234H169ZM223 233H224V232H223ZM95 234H96V233H95ZM103 234H102V236H103ZM106 234H107V233H106ZM116 234H117V235H116ZM127 234H129V235H127ZM133 234H134V235H133ZM136 234H137V235H136ZM138 234H139V235H138ZM149 234H150V233H149ZM151 234H152V233H151ZM182 234H183V232H182ZM182 234H181V235H182ZM66 235H67V234H66ZM69 235H68V236H69ZM84 235H86V234H84ZM96 235H97V234H96ZM98 235H100V234H98ZM144 235H145V234H144ZM147 235H148V234H147ZM152 235H155V234H152ZM164 235L162 234V236H164ZM173 235H175V234H173ZM202 235H203V234H202ZM4 236H6V235H4ZM68 236H67V237H68ZM91 236H92V235H91ZM104 236H106V235H104ZM110 236H111L112 238H111ZM123 236H124V237L126 236V237L124 238ZM137 236H141V237H138V238H139V239H138ZM145 236H146V235H145ZM150 236H151V235H150ZM155 236H156V235H155ZM206 236H207V237H206ZM6 237H7V236H6ZM67 237H66V238H67ZM71 237H72V236H71ZM76 237H77V236H76ZM76 237H75V238H76ZM81 237H82V236H81ZM83 237H84V236H83ZM94 237H95V236H94ZM98 237H100V236H98ZM170 237H171V236H170ZM182 237H183V235H182ZM189 237H190V236H188V238H187V236H186V240H187V239L190 240L192 236L190 237V239H189ZM213 237L211 238V241H212V240H213V241L215 240ZM75 238H74V239H75ZM78 238H79V237H78ZM96 238H97V236H96ZM110 238H111V239H110ZM114 238H115V239H114ZM119 238H120V237H119ZM134 238H135V240H134ZM146 238H147V237H146ZM149 238H150V237H149ZM149 238H148V239H149ZM153 238H154V237H152V239H153ZM155 238H156V237H155ZM158 238L161 240L160 237H158ZM172 238H174V237L172 236ZM183 238H184V237H183ZM183 238H182V239H183ZM194 238H195V237H194ZM194 238H193V239H194ZM148 239H147V241H148ZM156 239H157V238H156ZM156 239H153V241H155ZM168 239H169V238H168ZM168 239H167V240H168ZM175 239H176V235H175ZM182 239H181V236H180V238H178V241L176 240L177 243H175V244H177V245L174 244V240L172 239V241H173V245L177 247V249H175V250H176L177 253L179 252V255H176V254H177V253H176V254H175V260H174V258H173L174 254L172 253L173 256L171 255V257H172L173 259H172V258H170V259L173 260V262L170 260V264H171V262H172V264H174V262H175L176 260H177V262H178L177 264H179L180 261H182V260H183V261L185 260L186 262H184V263L187 264V261L190 259V258H188V257L190 256L189 254H191V252H190V251H192L191 249H193L194 247H191V246H189V245H186V244H185V243H186V242H185L186 240H185L184 243H183V240H182ZM184 239H185V238H184ZM195 239H196V238H195ZM207 239H208V240H207ZM217 239H219V238H218V237L216 238L215 243L217 242ZM70 240H71V238H70ZM70 240L68 239V241H70ZM83 240H84V239H83ZM95 240H97V239H95ZM112 240H114V241H116V242L113 243L114 241L112 242ZM118 240H119V239H118ZM143 240H144V238H143ZM162 240H163V238H162ZM167 240H166V243H167ZM180 240H182V242H181ZM188 240H187V243L192 245V242H190V241L188 242ZM191 240H192V239H191ZM71 241L73 242V240H71ZM74 241H75V240H74ZM77 241L80 242V240H77ZM77 241H76V242H77ZM129 241H131V240H129ZM149 241H150V240H149ZM176 241H175V242H176ZM196 241H197V240H196ZM196 241H195V242H196ZM213 241H212V243H213ZM64 242H66V241H64ZM108 242H109V243H108ZM156 242H159V241H156ZM156 242H154V243L157 244V248H158L159 245H158V243H156ZM161 242H164V240L161 241ZM161 242H160V245L163 244V243H161ZM179 242H180V243H179ZM67 243H68V244H67ZM67 243H65L64 249H66V248H68V247L70 248V247L73 246L72 244H71L72 246H70V245H69V242H67ZM70 243H71V242H70ZM82 243H83V241H82ZM82 243H81V244H82ZM93 243H94V242H93ZM118 243H119V244H118ZM129 243H130V242H129ZM142 243H141V245H142ZM168 243H169V242H168ZM193 243H194V241H193ZM207 243H210V241L207 242ZM66 244H67V246H68V245H69V246L67 247ZM77 244H78V243H77ZM79 244H80V243H79ZM79 244H78V245H79ZM146 244H147V243H146ZM164 244H165V243H164ZM171 244H172V243H171ZM171 244H170V245H171ZM180 244H181V245H180ZM210 244H211V243H210ZM217 244H218V243H217ZM85 245H87V244H85ZM96 245H97V242H96ZM119 245H120V246H119ZM138 245H139V244H138ZM141 245H140V247H141ZM148 245H149V244H148ZM151 245H152V244H151ZM165 245H167V244H165ZM179 245H180V246H179ZM184 245H185V246H184ZM220 245H222V244H219V246H220ZM75 246H76V245H75ZM93 246H95V244H93ZM134 246H135V245H133V247H134ZM136 246H137V245H136ZM192 246H193V245H192ZM210 246H211V245H210ZM212 246L214 247V244H212ZM212 246H211V248L207 247L206 250H207V253H208V254L215 255V254H212V251H215L216 249L213 250L214 248H212ZM65 247H66V248H65ZM73 247H74V246H73ZM79 247H80V245H79ZM110 247H109V248H110ZM118 247H119V248H118ZM120 247H121V248H120ZM128 247H129V249H128ZM138 247H139V246H138ZM138 247H137V248H138ZM163 247H164V246H163ZM176 247H175V248H176ZM221 247H223V246H221ZM69 248H68V249H69ZM77 248H78V247H77ZM81 248H82V247H80V249H81ZM84 248H88V246H87V247L84 246ZM107 248H108V247H107ZM109 248H108V250H109ZM114 248H113L112 250H114ZM123 248H124V249H123ZM134 248H135V247H134ZM154 248H155V246H154ZM180 248H181V249H180ZM216 248L218 249V252L221 253V254L218 253V254H219V255H218L219 257L222 256V259H224V258H225V254H226V258H227V253H228V251H227V250H226L227 252H226V251H222V249L224 250V249H227V248H225V247H224V248H220V249H219L218 247H216ZM68 249H67V250H68ZM80 249H79V250H80ZM82 249H83V248H82ZM93 249H94V248H93ZM96 249H99V245L97 246V248H95V249L92 251V253H94V252L96 251ZM141 249H143V248H140L139 251H141ZM145 249H146V247H145ZM149 249H151V248L148 246V250H149ZM167 249L169 250V248H162V249H160V250L158 251V253H159V254H160V253L162 254L165 250H166L165 252H167ZM172 249H173V248H172ZM209 249H212V251L209 250ZM70 250H71V248H70ZM72 250H73V249H72ZM77 250H78V249H77ZM79 250H78V252H79ZM106 250H107V249H106ZM108 250L105 251L106 253L108 252L107 255L105 254L107 257L103 254L107 259L113 258V256H115L114 254H116L115 257H117V254H118V253L114 252L115 250H114V251H111V250H110V253H111V254L109 253ZM117 250H118V251H117ZM153 250H154V249H153ZM153 250H152V251H153ZM175 250H173V251H175ZM179 250H180V251H179ZM183 250H184V251H183ZM188 250H189V252H188ZM228 250H229V249H228ZM80 251H82V250H80ZM84 251H85V249H84ZM98 251H99V250H98ZM156 251H157V250H156ZM169 251H171V250H169ZM173 251H172V252H173ZM204 251H205V250H204ZM209 251H211V253H210ZM69 252H70V251H69ZM74 252H75V251H74ZM74 252H73V253H74ZM76 252H77V251H76ZM113 252H114V254H113ZM135 252H136V251H135ZM142 252H143V256H144L145 253H144L143 250H142ZM142 252H139V253H142ZM149 252L151 253L150 250H149ZM165 252H164V253H165ZM185 252H187V253H185ZM205 252H206V251H205ZM224 252H226V253H224ZM87 253H89V252H87ZM97 253H98V252L96 251V254H95V255H97ZM100 253H101V252H99V254H100ZM103 253H104V252H103ZM121 253H122V252H121ZM121 253H120V254H121ZM123 253H127V252H124V251H123ZM137 253H138V252H136V255H135V254H134V255L137 256V257L141 255V254H139V253H138V254H139V255H138ZM154 253L156 254V252H154ZM167 253H168V252H167ZM213 253H214V252H213ZM229 253H230V250H229ZM229 253H228V257H231ZM90 254H91V253H90ZM99 254H98V255H99ZM101 254H102V253H101ZM128 254H129V253H127V255H128ZM130 254H131V253H130ZM147 254H148V253H147ZM151 254H153V252H152ZM151 254H150V255H151ZM155 254H154V255H155ZM159 254H158V255H159ZM203 254H204V253H203ZM216 254H217V253H216ZM78 255H79V254H78ZM81 255H83V254H81ZM91 255H92V254H91ZM111 255H112V256H111ZM180 255H181V257H182L183 259L180 258ZM199 255H200V253H199ZM205 255H206V253L204 254V256H205ZM74 256L76 257V254H75ZM74 256H73V257H74ZM121 256H125V255L122 254V255H120L119 257H121ZM130 256H131V255H130ZM135 256H134V257H135ZM143 256L141 255V257H143ZM159 256H160V255H159ZM165 256H166V255H165ZM165 256H163L164 259H165ZM177 256H179V257H177ZM200 256H201V255H200ZM200 256H198V257H200ZM204 256H201L200 258H202V257H203V258H206V256H209V255H206L205 257H204ZM218 256H217V257H218ZM73 257H71V258L73 259ZM75 257H74V259H75ZM95 257H96V256H95ZM119 257H118V258H119ZM137 257H136L135 259L132 258L131 260H133V262H135V260L137 259ZM141 257H140V259H141ZM146 257H147V256H146ZM157 257H158V256H157ZM214 257H215V256H214ZM217 257H215V258L212 257L213 259L210 257V258L213 260V261H211V262H212L211 264H214L215 262H216L215 264H217V261H218V263H219V257H218V258H217ZM80 258H83V257H80ZM90 258H91V257L86 258V259H90ZM92 258H93V257H92ZM123 258H124V257H123ZM125 258H126V257H125ZM127 258H128V257H127ZM144 258H145V257H144ZM149 258H150V257H149ZM167 258H169V257H166V260H168ZM179 258L181 259L180 261H179ZM203 258H202V259H203ZM208 258H209V257H208ZM216 258H217V260H216ZM76 259L78 260L79 258H76ZM101 259H103V258L101 257ZM104 259H105V258H104ZM138 259H139V257H138ZM145 259H146V258H145ZM145 259H144V260H145ZM155 259H156V258H155ZM186 259H188V260H186ZM227 259H228V258H227ZM227 259H225L226 261L224 260L225 263H226V264H231L229 261H227ZM83 260H85V259H83ZM92 260H93V259H92ZM94 260L96 261V259H94ZM98 260H99V259H98V257H97V261H98ZM120 260H121V259H120ZM146 260H147V259H146ZM148 260H149V259H148ZM156 260H157V261H158V260H159V261L163 260V259H162V256H161L160 259H159V257H158ZM156 260H155L154 262H156V264H159V263H157ZM204 260H205V259H204ZM214 260H216V261L214 262ZM229 260H230V259H229ZM73 261H74V260H72V262H73ZM75 261H76V260H75ZM78 261H80V259H79ZM81 261H82V260H81ZM97 261H96V262H97ZM99 261H100V260H99ZM99 261H98V262H99ZM111 261H112V260H111ZM116 261H118V260H116ZM127 261H129V260H127ZM142 261H143V258H142ZM152 261H153V259H152ZM183 261H182V263H183ZM189 261H190V260H189ZM209 261H210V260H209ZM221 261H223V260H221ZM221 261H220V263H221ZM72 262H71V263H72ZM82 262H83V261H82ZM85 262H86V260H85ZM88 262H89V261H88ZM91 262H93V261H91ZM107 262H108V260H107ZM122 262H123V261H122ZM130 262H131V261H130ZM130 262H128V263L125 262V264H126V263H127V264H130ZM138 262H139V260H138ZM146 262H147L146 264H150L148 261H146ZM150 262H151V259H150ZM164 262H165V261H164ZM207 262H208V261H207ZM232 262H233V261H232ZM74 263H75V262H74ZM80 263H81V262H80ZM89 263H90V262H89ZM94 263H95V262H94ZM94 263H91V264H94ZM104 263H105V261H104ZM109 263H110V261H109ZM109 263H108V264H109ZM140 263H141V262H140ZM140 263H136V264H140ZM162 263H163V261H162ZM166 263H167V262H166ZM182 263H180V264H182ZM222 263H224V262H222ZM225 263H224V264H225ZM81 264H82V263H81ZM83 264H84V263H83ZM87 264H88V263H87ZM97 264H98V263H97ZM99 264H101V262H100ZM114 264H115V262H114ZM118 264H120V263H118ZM132 264H133V263H132ZM141 264H142V263H141ZM143 264H145V263H143ZM151 264H152V263H151ZM153 264H155V263H153ZM163 264H165V263H163ZM168 264H169V262H168ZM188 264H192L191 261H190ZM208 264H210V262H209Z\"/></svg>",
    "mask_w": 264,
    "mask_h": 264
}]
</instances>
